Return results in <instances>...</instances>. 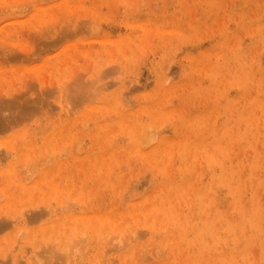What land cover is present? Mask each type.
I'll list each match as a JSON object with an SVG mask.
<instances>
[{"label":"rangeland","instance_id":"rangeland-1","mask_svg":"<svg viewBox=\"0 0 264 264\" xmlns=\"http://www.w3.org/2000/svg\"><path fill=\"white\" fill-rule=\"evenodd\" d=\"M18 5H21V6H18ZM39 5H42V6H39ZM26 6H27V9H26ZM13 7L15 9L22 7L21 8L22 10L18 9L17 11ZM23 8L25 9L23 10ZM0 11H1L0 12V109H1L0 110V173H1L0 193L4 194V195L0 194V206H2V209H4V211H1L2 209H0V212L1 213L3 212V216H1L0 220H5L6 218L7 220L9 219L10 221L12 220L14 222L15 220H17L15 223L13 222L14 224L12 223L13 224L12 226L9 225L7 226V228H4V229L2 228L4 231L0 230V243L1 242H2L1 244L4 243L2 247L0 245V252L2 251L0 253V264H12L11 262L15 261L13 258V260H11L10 262V259H12L14 255V254L12 255L11 253L12 252L14 253V250L16 251V249L17 251L21 250L22 246L20 245L25 242L23 239L29 240L27 238H31L30 236L31 230H35L37 233V235H35L32 238L34 240L33 241L34 245L36 244L37 240L42 241V243L38 241L37 244H42V245L40 246L37 245V246H39L41 250L44 247L43 251H45L43 252L39 250L38 247L37 248L32 247L33 243L31 247L30 246L26 247L28 246L27 245L28 243L31 244V242L29 241L25 242L26 245L25 243L22 244V245H25V247H23L21 250V251H24V253L26 252L25 256L27 254H30L34 250V257L37 260L34 259L33 255L31 256L27 255V257H30V259L32 257L31 260L29 259L28 260H29V263L32 260H34V262H31L33 264H38V262L39 264H41V261H42L41 259L45 260L47 258L50 260L47 259L48 261L47 260H45L44 262L42 261L43 264H46V263L54 264L53 262L54 259H56L54 260L56 261L55 262L56 264H63V263L72 264L73 262L71 261H75L73 264H92L94 260H96L95 264H106V262L108 264L109 261H111L110 259H112L113 261V259L115 258H116L114 260L115 264L116 263L122 264L123 262L121 261H122L123 256H125L123 258L125 259L124 263L127 262L125 264H128V263L129 264H135V263L136 264L137 263L138 264L140 263L148 264V263H151L152 261H153L152 264H160V261L162 260L164 261L161 262V264H167V263L168 264H180L181 262H183V264H199V263L200 264H219V263H222L221 258L223 256H221V254H225V261L222 264H236L235 261L237 262V264H254V262L257 261L256 259L260 260V264H264V246H263L264 227L262 225V223H264L263 221L264 220V211H263L264 206H262L264 205L263 203L264 199H261V198H264L263 196L264 194L263 193L264 192V181H263L264 180V99H263L264 98V90H263L264 89V0H0ZM16 12H19V13H16ZM1 13H3V15ZM11 14H14V15H11ZM16 14H19V15H16ZM40 14L44 15V17H42L41 19L39 18ZM75 16L78 19L75 18ZM11 18L13 19L17 18L18 20L17 19L11 20ZM64 18L67 19L68 21L65 20ZM83 18L85 19L83 20ZM79 19L80 21H78ZM62 20L63 21L65 20L64 21L65 23ZM92 21L95 23H93ZM126 22L129 23L127 24V26H126ZM3 23L5 26L3 25ZM131 23H133V25ZM94 25H96V27ZM91 26L92 27L94 26V27L92 28ZM159 27L164 28L162 36H160L161 34L159 33ZM2 28H4L3 32L1 31ZM154 28L155 30H153ZM91 31H93L94 33ZM104 35L107 36L109 40L111 39V37L113 38L111 41H109V40H106L107 38H105ZM96 38L97 39L100 38L99 41ZM123 40L126 45L124 46L122 50L120 49L117 43ZM237 42L241 43L240 46H239V43ZM236 43L238 46L236 45ZM235 46H236V49H235ZM221 51H222V57L219 56L220 57L219 58L218 55L221 54L220 53ZM216 52L217 53L219 52L218 55ZM213 56L214 57L216 56L218 58L217 59L213 58ZM240 58H242V60ZM128 59L130 61H128ZM211 62L213 63V65ZM120 66L122 69L120 68ZM164 66H165V69H164ZM162 67L163 69H161ZM216 68L217 70L216 72H214L213 70ZM218 69L220 70L218 71ZM86 71L87 72L89 71V72L86 74ZM201 72H202V75H201ZM211 75H214V76H211ZM82 76L84 79L86 77V79L83 80ZM90 76L91 78L94 76L96 78L95 80L89 79L90 82H87L88 81L87 78H89ZM62 78L64 80H60ZM165 78L167 81H165ZM96 81L97 83H94ZM82 82L86 84L84 85ZM91 83H92V86L90 85ZM137 83L139 85L141 84L140 87L143 85V88L140 89L137 86L138 85ZM144 84H146L147 86H144ZM160 84H163L162 86L164 89L162 88L163 90L159 91L158 88ZM89 85L91 88L89 87ZM97 85L100 88L103 87L102 89H105L106 91L105 94L102 89L97 88ZM95 87L97 88L96 91H95ZM56 88L58 89L60 88V89L58 90ZM182 88L183 90H185V88L187 89L183 91ZM222 88L224 91L221 92ZM89 89H92L91 92L92 91L93 92L91 93ZM227 89H229L230 92H228L229 90ZM84 90H86V92L89 94L86 93L82 95V93H85L83 92ZM100 90L103 91L102 98H101L102 94L100 93ZM97 91L99 92V94ZM65 92L68 93V95L71 97L69 98V96ZM254 92H256L257 94L254 95ZM117 93L121 95L122 97L121 102L123 103H120V102L118 103L119 101L118 99L120 98V95L117 96ZM167 93L169 95H167ZM159 94H160V99H159L160 107L159 108L165 109L167 111L171 110L173 111V113L171 114V111H170L169 112L170 114L168 113V115H165L159 119H153L152 115L155 111H152V109H154V106L156 103V102L153 103L154 96L155 97L157 95L159 96ZM66 95L68 96V99ZM189 95L191 96L190 101H189V98L188 99L186 98V97H189ZM63 96H65L66 98ZM183 96L184 97L186 96L185 97L186 99ZM208 96L210 98L207 99ZM62 97L64 98V100ZM84 97L86 98V100H88L87 102L84 101ZM89 97L91 98V100L88 99ZM95 97H96V100L94 99ZM140 97L141 98L143 97L142 98L143 100ZM166 97L168 100L167 102H166ZM8 101L11 102L12 104L9 103L10 104L9 105ZM139 101H143V102L139 103ZM5 102L7 103L5 104ZM66 103L69 104L67 106L71 107L70 111L67 106L65 107ZM86 103L88 104L86 105ZM124 103H126V106L128 104V107L123 106L125 105ZM57 104L60 108L57 106ZM90 104H94V105H90ZM118 104L121 106L120 108ZM211 104H212V107L210 106ZM77 105H79V107ZM130 105L132 107H130ZM73 107H75V109ZM214 109L217 111H215ZM221 109L223 111L220 112ZM62 110H64L65 112ZM140 111L144 112L143 116H142V112ZM145 111H146V114H145ZM202 111H205V113L204 112H203L204 114L201 113ZM69 112L72 113L73 115H70ZM181 112L183 115L181 114ZM183 112H185V114ZM218 112L220 113L218 114ZM62 114H63L62 116L63 119L61 118ZM83 114H86V115L83 116ZM121 114H124V117H125V120L123 121L121 120ZM93 115H96V117ZM100 115H102L101 118L99 117ZM108 115L111 118H109ZM92 116L94 119L93 118L91 119ZM169 117H172V118H169ZM193 117H196V118L192 120ZM164 119L167 121V123L166 121H164ZM90 120L91 121L93 120V122H91ZM128 120H129V123H128L129 125L126 123ZM138 120L140 122H138ZM143 120H144V123H147V124H144ZM260 120L262 121V123ZM89 121L92 123L91 126L89 125L90 124ZM67 122H70L69 127L66 125L65 126L63 125V127L65 128L68 127L69 132L71 131L69 136H72V134L75 135V137H70L68 140L71 143H73V141H77L76 142L77 144L75 142L73 143V144H76V150L70 153L71 149L73 148L72 147L73 144L71 145L68 142V140L66 141L62 140L61 142L55 140L53 141L54 142L53 145H57L56 143L60 142L58 146L54 148L51 147V150L46 149L44 151H41V146L44 143L45 138L48 135H50V133H52L54 126L62 125ZM99 123H102L103 126L98 127ZM189 123H190V126H188ZM241 123L243 127L241 126ZM118 126H120L119 129H118ZM145 126H146V129H145ZM160 127L162 128L160 129ZM202 127L206 131L205 134H200V133L195 132V131L200 130ZM215 127L217 131L216 132L217 135L209 131V129L215 128ZM143 128L145 130L148 129L147 132H149V134H147V132H145ZM149 128H151V130ZM82 129L85 132L87 131V133L85 134V132H83ZM88 129H90V131ZM138 129L139 130L141 129L140 131L144 130L146 134L145 133L142 134L143 131L141 133L138 132L139 131ZM116 130H120L122 133L120 131L117 132ZM78 131L83 132V134ZM93 133H97L95 140L92 138ZM126 133H128L129 136ZM138 133L141 137H139V135H136ZM78 134H79V137H77ZM184 135L187 137H185ZM202 135H204V137ZM80 136L81 137L83 136L82 138L84 139H82ZM111 137L113 138L111 139ZM136 137L137 139L139 138L140 140L139 139L137 140ZM148 137L149 138L151 137L150 140ZM33 138H36V140ZM107 138L109 139V141H107L108 140ZM146 138H148V140H146ZM187 138H189V140ZM198 138H201V140H203L204 143H207L208 148L206 149L208 151L202 148L201 151L198 152L200 150L199 148H192V150H190V153L192 152V158L190 155V159H188L189 158L188 156L190 153H187L185 142L187 140L194 142L195 140L197 141ZM217 138L219 139V141H217L218 143L215 142ZM113 139H115V141L117 140V142L115 143L114 141L112 142ZM174 139H177V140L174 141ZM10 140H13V142L15 143L19 141L20 143H18V145L11 146L8 144V141ZM141 141L143 142V144L141 143ZM221 141L224 143H222ZM253 141L255 142V145ZM28 142L33 143L34 149L30 155L27 154V155L22 156L23 148L25 144ZM66 142H68L71 148ZM110 142L112 143L110 144ZM236 142L239 143L237 144L238 147L237 145H235ZM145 143L147 145H145ZM178 143L180 144V146H182L183 149L181 150L179 149L181 147L178 146L179 145ZM140 144H142V146ZM163 144L165 145L164 147H163ZM59 145H61V148L59 147ZM105 145L106 147H104ZM173 145L176 148H174ZM87 146H89L88 150H87ZM107 146H111V147L108 148ZM11 147L13 150H11ZM101 147H104V148H101ZM129 147H133L131 151H128ZM153 147L155 148L153 149ZM16 148L17 150H15ZM62 149H65L64 152L62 151ZM247 149L248 150L250 149V150L248 151ZM36 150L38 151V153L36 152ZM176 150L177 152H175ZM203 150L205 151L203 152ZM240 150H243V151L240 152ZM9 151H13L14 153L9 152ZM39 151L45 152V153H42L41 155ZM117 151L120 152L119 155ZM33 152H35V154ZM46 152H48L47 157H46ZM56 152L58 153L60 152L59 156H58V153L56 155ZM81 152L83 153L82 156H81ZM98 152H100L102 155L100 159L97 160L96 154ZM167 152H169L168 155H166ZM216 152L218 153L216 154ZM235 152L236 154H234ZM9 153L15 154L16 156L10 155ZM73 153L76 156L72 155ZM176 153H179V154H176ZM213 153L217 156H215ZM7 154H9V156H7ZM38 154L41 155V159ZM150 154H152L153 156ZM239 154L240 155L242 154L241 158ZM10 156L12 157L15 156V158L14 159L12 157L10 158ZM261 156H263V158ZM33 157H34V160H32ZM48 157H51V158H48ZM198 157L200 160L198 159ZM175 158L176 160L174 161ZM126 159L127 161H125ZM197 159L200 162H198ZM26 160H28L29 162ZM92 160H94L93 161L94 164L91 163ZM151 160H153L155 163ZM30 161L32 162V164ZM48 161H51V162H48ZM63 161L65 162V164ZM123 161H125V163ZM128 161H130V163L126 164ZM150 161L153 163H151ZM163 161L166 163L163 164ZM201 161L204 164L201 163ZM11 162L15 163V164L12 163L14 166L11 164ZM21 162H24L25 166L28 163L31 164L32 166L27 165L29 167L27 166L25 167L23 165L24 163H21ZM57 162H61L63 166V173H62L63 178L62 176L59 178L58 180L59 184L61 185L62 188H65V191L67 189L70 190V187L72 186L75 190L73 194H71L72 192L71 190L70 191L67 190L66 193L64 192L62 198L63 197L65 198L66 196L65 199L68 198L66 200L67 202L64 200V198L63 200L62 198L57 199L56 196H54V194L45 195V192L48 190V184L45 181L44 182L42 181V183L40 184L39 190L35 191L37 200L36 199L32 200L30 198L29 199L23 198V195L25 194V190H24L25 186L32 185L33 182L36 180V178L41 174L42 170L54 169ZM175 162H176V165H174ZM86 163H89V164H86ZM116 163H118L117 166H116ZM191 163L192 165L189 166V164ZM20 164L22 167L20 166ZM39 164L41 167L39 166ZM214 164L216 165L215 168H214ZM10 165L11 167H9ZM16 165H17L16 169H13ZM182 165H184V167ZM201 166H203L204 168ZM227 166H229V168ZM182 167L183 169L185 168L186 171L185 169L184 171L181 170ZM196 167H199L197 168L199 170L196 171ZM25 168L27 170L30 169L27 171L28 173L26 172V170H25L26 173H22V170L24 171ZM90 168H91L90 170L91 173L89 172ZM98 168L100 170H98ZM156 168L160 169L161 171L159 170L157 172L158 169ZM200 168H202V170ZM17 169L19 170L16 171ZM113 169L116 170L117 172H115ZM122 169H125L124 172H122L123 171ZM204 169H206L205 173L203 171ZM118 170L120 171V173H118L119 172ZM172 170H173V173H171ZM193 170H195L196 172ZM29 171H31L33 175L32 174L30 175ZM33 171L34 173L36 171L38 173L36 172L34 175ZM174 171H176V173H174ZM225 171H227L228 175L227 173H225ZM111 172L113 174H111ZM3 173H5L7 176ZM16 173L18 175L17 177H16ZM18 173H20V175L22 173V175L20 176ZM150 173H152L153 175ZM23 174H25L26 176ZM63 174H66V175H63ZM167 174L169 175L168 178H167L168 176ZM172 174L173 175L175 174L176 176L174 175L172 178L171 177ZM27 175L30 177H28ZM125 175H127V178L125 177ZM192 175H193V178H192ZM234 175L236 178H234ZM252 175L254 177H252ZM259 175H261L262 177H260ZM1 176L3 177V180ZM103 176L106 177V179H104ZM110 176L114 178H111ZM117 176L119 178H117ZM152 176H154L153 179H151ZM181 176L183 177L181 178ZM73 177L75 179H73ZM242 177L243 179H241ZM248 177L250 180L248 179ZM255 177L257 179H255ZM22 178H24V181L26 180L27 182L26 181L20 182L23 180ZM29 178H31V180ZM116 178L118 179V181L115 182ZM179 178L180 180H178ZM190 178L194 179V181H192V179L190 180ZM252 178L255 180H253ZM60 180L62 181L61 183H60ZM241 180L244 182H242ZM13 181L16 184L12 183ZM169 182L170 184H168ZM185 182H187V184ZM166 183L168 184L167 185L168 187L166 186ZM193 183L194 184L198 183L197 184L198 188L195 185H193ZM200 183L202 184L201 187L198 186ZM12 184H15V185H12ZM43 184H45V186ZM79 184L82 185V187L79 186ZM158 184H160V189L158 187ZM164 184L167 188L164 187ZM184 184L187 187H185ZM207 184L209 185L208 187H207ZM121 185H123L122 188H121ZM218 185H219V189L221 188L219 191L217 187ZM239 185L241 186V188ZM172 186L173 188H171V190L175 194L173 193L171 198H167L165 196L166 199L169 200V202L166 205L165 199L163 198V196L164 194L168 195L169 187H172ZM214 186L217 188H215ZM224 186H227L226 187L227 190L224 189L225 188ZM260 186H263V187H260ZM118 188H120V190H118ZM156 188H158L159 192L165 188L166 189L163 190L164 192L159 193ZM222 188L224 189L223 191H222ZM9 189L11 190V192ZM82 189L85 190V193H87L86 195L84 191H82L84 194L81 192ZM20 190H21L20 193L17 192ZM193 190H196L197 192H194ZM7 191L11 194H8ZM5 192H7V194ZM76 192H78V194ZM156 192L159 193L160 195L157 194ZM187 192H189V194H186ZM212 192L213 193L215 192L214 194H212L213 197L210 195ZM240 192L244 195H241ZM40 193L44 195H41ZM208 193L210 196L208 195ZM228 193L229 194L232 193V195L229 196V198L227 197L229 195ZM13 194L16 196V199H18L16 200L18 203L15 202L16 204L11 207L7 204V198L9 195H13ZM81 194L85 195L83 199L82 197L80 199V196H83ZM87 195L88 196L90 195L87 198L89 200L86 199ZM157 195L159 196L158 197L159 200L157 198ZM184 195L185 196L187 195L188 197L193 195L194 199H193V196L190 198L187 197L188 200L193 199L191 201H188ZM242 196L243 197L245 196L244 197L245 199H242L243 198ZM73 197L78 198V199H75ZM41 198L43 202L41 201ZM172 198L176 200L175 202H177L178 204L173 203ZM222 198H223V201H222ZM255 198L257 201H255ZM224 199H225V202H224ZM259 199L261 200L259 201ZM45 200H46L45 204L47 203L46 206L42 204L44 203ZM48 200L49 202L50 201L51 202L50 203L47 202ZM71 200L73 201V203L71 202ZM154 200L156 201L158 200L157 203L159 202V204H157ZM35 201L36 202L40 201L39 203L41 204L39 205L38 203H34ZM63 201H65L64 204H63ZM75 201L76 203H74ZM77 201H81V202L86 201V203H90V202L91 203L88 204L89 206H86L87 204L80 205L83 203L77 202ZM244 201H247L248 203L246 202L243 203ZM19 202L21 204H19ZM28 202L33 203V205ZM53 202H56V204H61V205L57 206ZM154 202L159 206L162 204V206L157 207V205H154ZM194 202H197L198 204L197 203L194 204ZM209 202H213V204L212 203L208 204ZM48 203L50 206L48 205ZM77 203H80L79 205L84 206V207L79 208V205ZM138 203H141V204H138ZM151 203L153 204L152 206L153 208L151 207L152 205ZM256 203H257V207H255ZM29 204H30V207H28ZM65 204L66 206H62ZM68 204L70 206L72 204L74 205L77 204V205L76 206L72 205L71 206L73 208L72 209L70 208V206L67 207ZM113 204H119V205L115 206ZM193 204L196 206H193ZM244 204L245 205L249 204L248 208L246 206L247 211L245 210ZM31 205L35 206L34 209L32 208ZM38 205L39 206L43 205V206L38 207ZM54 205L56 206L52 208V206ZM181 205H183L185 208L182 209L183 206L181 207ZM191 205L193 206V208L191 207ZM22 206L25 209H23ZM99 206H100V210H98ZM19 207L22 210H19L20 209ZM43 207L45 209H48L49 207L50 210H46V213L49 211L50 215L49 214L43 215V213H45V209L44 211H42ZM87 207H91L90 208L91 212L89 211V209H86V210L84 209ZM92 207L94 208L93 210L95 211L92 210ZM148 207L151 208L153 212L155 210L154 213L156 214L152 213L151 209L149 212ZM31 208L34 211L31 210ZM56 208H57V211H56ZM61 208H62L61 210L62 214L59 213L60 212L59 210ZM190 208L193 210H191ZM210 208L211 210L212 209L213 210L211 211ZM35 209H38V210H35ZM227 209L229 211L228 213H231V215L227 214V211H226ZM30 210L33 212L35 211L38 212L40 210L42 212V214H40L42 218H39L41 217L39 215H38L39 217L35 218L33 214H31ZM117 210L120 211L121 213L118 212ZM130 210L134 211L135 214L134 213L131 214ZM167 210H169V212ZM232 210L234 213L232 212ZM10 211H12L11 214L12 213L14 214L10 215L9 213ZM22 211H25L26 219L28 218L29 220L30 219L29 217H31V220L28 221L25 219L27 221L26 222L23 219L25 218V215H22L23 214ZM68 211H70V213ZM141 211H142V214L144 215L140 213ZM144 211H147V212H144ZM159 211L161 213L162 212L163 213L165 212V213L161 215V213L158 214ZM181 211H183L182 215L180 214ZM189 211H193L190 213L191 215L189 214ZM241 211L243 215H240ZM81 212L82 213L83 212L94 213L93 214L94 216L95 215L99 216L100 214L112 212L113 214H115V217L117 218V220H119L118 222H116L118 226L117 228H113L109 224L110 226L108 227H109V230L111 229L110 231H112V234L108 232L106 236L104 232L107 230L104 231L103 229L105 225L104 221L106 222L105 219L104 220L100 219L101 221H99V225H98V221L95 222L99 227L97 225H94V228H92V227H89L87 224H82L84 226H87L85 227L86 230H88L87 232H85L86 230L85 228H83L82 225H80V227L77 228V225L75 223L70 221L68 222V225H67L66 223H63L64 221L60 219V218L65 217L64 219L66 221L67 220L66 216H70L72 214H79ZM244 212H246L247 214H244ZM15 213L18 214L17 219H16L17 216H13V215H16ZM148 213H152L153 216L152 214L149 216ZM210 213H211V216L208 217L207 215H210ZM225 213L226 215H224ZM52 214L54 217L52 216ZM157 214L160 217H158ZM257 214L259 215V217L257 216ZM126 215H127V218H126ZM228 215L230 216L227 217ZM260 215L262 216V218ZM7 216H10V217L8 218ZM47 216H50V217H47ZM224 216L226 217V220ZM236 216L239 218V220L242 218L241 221H237V220L235 221V219L237 218ZM138 217L141 218L143 221L141 219L139 220ZM161 217L163 219H161ZM34 218L35 220H37V223L36 221L32 220ZM229 218L230 219L232 218V219L230 220ZM57 219L61 220V223L57 229L53 228L55 230H53V233L51 231L50 234L52 235L49 234L50 235L49 237V235L43 234L44 233L42 229L43 226H50L52 224V221H55ZM97 219L99 220V218ZM128 219H130V221ZM155 219L157 220L160 219L162 222L161 221L159 222L157 220L156 222ZM166 220H168V224ZM123 221L124 222L126 221V223H124ZM164 221L166 222V224L164 223ZM259 221L260 223H258ZM131 222L133 226H131L132 225ZM158 222L160 223L158 227L159 230L161 229L160 231L157 228L155 229H157L158 231L153 228L155 227V223L157 224ZM18 223L20 224L19 227L21 226L22 227L17 230V226L19 225ZM25 223L26 224L28 223V224L26 225ZM122 224L124 225L126 224V225L122 226ZM137 224L141 226H138ZM145 224H148V225H146L145 227ZM24 225L26 226L24 227ZM72 225L74 226V228ZM150 225H151V230H154L155 233L154 231L153 232L151 231L150 233L148 232L149 230L147 229L148 227H150ZM163 225L165 229L167 228L166 230L163 229L164 228ZM167 225L168 227H166ZM217 225L219 227H217ZM27 226L28 228L26 229ZM130 226L133 228L129 229ZM134 226H136L137 228ZM233 226L234 228L232 229ZM245 226H246V229H244ZM23 227L25 229H23ZM237 227H239V230L237 229ZM126 228L129 229L131 232L129 231V233H127ZM144 228H146V230H144ZM204 228L213 230L215 235L214 233L211 234L207 232L206 235H203L204 238L200 239V235H201L200 232L202 233V230ZM79 229L80 230L83 229L82 231L84 233L82 231L81 233H83L84 237H82L81 236L82 234L79 233L80 232ZM94 229L95 231L97 230V233H95ZM175 229H177L176 232H175ZM71 230H75V231H72L73 234L75 233L74 235L70 233ZM115 230L116 232L118 231L119 234L118 232L116 233ZM139 230H140L139 233L144 231L143 233H141L142 235H140L139 233L137 235V232ZM226 230H228V233H230L228 234L227 238H226L227 236ZM113 231L115 233L116 238L113 235L114 234ZM40 232L42 233V235ZM54 232H56L55 234L57 235H55ZM147 232L149 234H147L146 236ZM17 233L19 234L21 233V236ZM69 233H70V236L72 235L73 239L74 237L76 239L72 240L70 236H67L69 235ZM99 233H100V236L103 235L102 238H100ZM153 233H154V236L152 237L151 234ZM247 233L248 235H246ZM22 234H26V235H23V237L25 236L24 238L22 237ZM79 234L81 235L79 236ZM85 234L87 237L89 234V237H88L89 239H91L92 237L94 238L99 237V240L97 238L96 239L92 238L94 239V241H92L93 244L95 243V245L93 246L91 241L86 238ZM237 234H239V236H237ZM130 235H132V237ZM135 235H137L136 237L138 239H136ZM155 235L157 236V239ZM164 235L167 237H165ZM16 236L18 237L20 236L22 239L18 240V237ZM64 236L67 239L70 238V240L66 239L67 242L66 240L64 241L66 242L67 245L62 241L64 240L63 238H65ZM138 236H142V237H138ZM143 236L147 238V240H144L145 238ZM215 236H217V238ZM247 236H249L250 238L249 237L247 238ZM256 236H258V238ZM2 237H5L6 242L2 241ZM38 237L39 238L42 237V238L39 239ZM79 237H82V238H79ZM126 237H127V240H126ZM163 237L165 239V242H163L164 240ZM239 237H242L243 239H240ZM14 238H16V240H18L19 242H22L23 240V242L20 243L19 245V243H17L18 241H16ZM46 238L48 240H50L49 238H52L53 242H51V240L48 241ZM256 238L258 240L257 242H256ZM45 239L48 242H46ZM55 240L57 241L56 242L57 244L59 243L60 247L54 246V244L56 245ZM88 240L90 242H88ZM95 240L96 241L98 240L97 241L98 244L95 242ZM129 240L131 242L134 241V243H131ZM137 240L139 241L143 240V243L142 241H140V244H139L138 243L139 241ZM77 241L79 243H77ZM99 241L100 243L102 241L104 242V243H101L100 247L101 246L105 247L107 245L106 247L108 249H106V247L105 249H103L104 247L99 248ZM108 241H110V243ZM144 241H147V242L144 243ZM239 241L241 242V244H239ZM61 242L64 243V246L63 244H61ZM122 242H125L126 244ZM9 243L11 244V246L13 244L12 246L13 251L12 250L10 251L11 248L10 249L7 248L8 245L10 246ZM44 243L46 244L48 243L47 246H45L46 244ZM68 243H71V244L68 245ZM120 243H121V247L126 248L125 250H123L124 248H120L121 249L120 251V249L118 248L120 247V245H118ZM16 244H18V246ZM49 244L52 246V248L49 247ZM108 244H110V248ZM133 244L134 246L136 244L135 246L136 248L133 246ZM143 244L146 245L147 247L143 246ZM72 245L73 246L75 245L76 248L73 247ZM84 245L86 248L84 247ZM116 245H118L116 247L117 249H115L114 247ZM15 246L17 247L20 246L21 247V248L19 247L20 250L16 248ZM81 246H82V251L79 250L81 249ZM111 246L114 247V250H116L115 252L114 250H112L113 247ZM137 246L139 249L137 250V252L139 253L137 252L134 253V251H136L137 249ZM236 246H238L237 247L238 249H236ZM87 247H90V249L88 248L89 251H87ZM92 247L94 248L92 249ZM144 247L145 249H143ZM4 248L6 249L5 250L6 252L9 249L8 252L10 253L8 254H11L10 255L11 258H7L9 256L8 254H7V257L6 256L3 257V255H1L4 253L3 252ZM28 248H30V253L28 252L29 250ZM61 248H63L64 250L63 249L61 250ZM140 248H142L145 251H143L142 249L140 251ZM37 249L39 250L38 252H36ZM57 249L58 250L60 249L61 252L60 251L53 252L54 250H57ZM75 249L76 251H73L74 252L73 253L71 250H75ZM109 249L112 250V254L115 253V255H113V258H111L112 257L111 252H110L111 250ZM83 250H85L86 252ZM103 250H105L106 252V253L103 252L104 256L101 253V251ZM253 250L256 252H254ZM17 251L15 252L16 256L14 255L16 257L15 258L16 264H24L25 262L28 264L27 259H26L27 257L23 258V255H18L21 251L18 254H17ZM46 251L49 253V255L51 252V255H50L51 257L53 255L52 261H51V257L48 256V253ZM67 251H71L70 252L71 254ZM125 251L126 252L130 251L129 252L130 255L128 254V252L127 254L131 256V259L125 253ZM154 251L158 255V257H156V254H154ZM42 253L43 254L47 253L45 254L47 255V258ZM61 253L63 256L61 255ZM81 253L82 254L84 253L83 254L84 256ZM116 253L119 255V257ZM132 253L136 255L138 254L140 256H138L137 258L135 257L136 256L135 255L133 258ZM67 254L70 256L72 255L73 258L75 255L76 258L73 259L71 257L70 259V256L67 257ZM88 254H90L91 257L90 255L88 256ZM153 254L155 255L156 258L150 257L151 255L153 256ZM37 255L41 257H38ZM143 255H145L146 258ZM177 255L180 257H177ZM227 255L229 256L227 257ZM236 255L239 257V259L236 257ZM147 256H149L152 259H149ZM255 256H257L258 258L256 257L254 261ZM62 257L63 258L65 257V260L67 261L62 259ZM108 257L110 258L108 259ZM170 257H172V259L168 260V258ZM18 258L19 260L17 261ZM66 258H68L69 260ZM117 258H118V261L120 260V262H116ZM100 259H103V260L105 259L106 261L104 260L105 262H102L100 261ZM146 259L148 260L147 262L145 261ZM89 260H91L92 263H90L91 261ZM132 260H133V263H132ZM140 260L141 261L143 260L145 263L143 261L139 263ZM60 261H63V262H60ZM111 262L109 264H111ZM258 262L259 261H257V263Z\"/></svg>","mask_w":264,"mask_h":264},{"label":"bare ground","instance_id":"bare-ground-1","mask_svg":"<svg viewBox=\"0 0 264 264\" xmlns=\"http://www.w3.org/2000/svg\"><path fill=\"white\" fill-rule=\"evenodd\" d=\"M70 3H71V2H70ZM6 5H7V4H6ZM21 5H23V4H21ZM21 5H18V6H21ZM64 5H65V4H64ZM7 6H8V5H7ZM14 6H15V5H14ZM24 6H25V5H24ZM24 6H23V7H24ZM39 6H42V5H39ZM39 6H38V7H39ZM216 6H217V4H216ZM36 7H37V5H36ZM5 8H6V7H5ZM5 8H4V9H5ZM13 8H14V7H13ZM16 8H17V7H16ZM21 8H22V7H21ZM21 8H17V9L14 8V9L18 11V9L20 10ZM72 8H73V7H72ZM10 9H12V8H10ZM24 9H25V8H23V10H24ZM26 9H27V6H26ZM6 10H7V9H6ZM21 10H22V9H21ZM40 10H41V9H40ZM48 10H49V9H48ZM98 10H99V9H98ZM3 11H4V10H3ZM3 11H2V12H3ZM8 11H9V10H8ZM35 11H37V10H35ZM45 11H46V10H45ZM0 12H1V11H0ZM11 12H12V11H11ZM11 12H10V13H11ZM20 12H21V11H20ZM5 13H6V12H5ZM16 13H19V12H16ZM1 14L3 15V13H1ZM11 15H14V14H11ZM16 15H19V14H16ZM55 15H56V14H55ZM10 17H11V16H10ZM15 17H16V16H15ZM17 17H18V16H17ZM20 17H21V16H20ZM20 17H19V18H20ZM42 17H44V15L40 14V15H39V18L41 19ZM53 17H54V16H53ZM29 18H31V17H29ZM69 18H71V17H69ZM72 18H73V16H72ZM75 18H77V17L75 16ZM75 18H74V19H75ZM12 19H13V18H11V20H12ZM16 19H17V18H14L13 20H16ZM21 19H22V18H21ZM64 19H65V18H64ZM77 19H78V18H77ZM80 19H82V18H80ZM80 19H79L78 21H80ZM84 19H85V18H83V20H84ZM7 20H9V19H7ZM11 20H9V21H11ZM17 20H18V19H17ZM22 20H23V19H22ZM65 20H67V19H65ZM65 20H64V21H65ZM88 20H89V18H88ZM3 21H5V20H3ZM62 21H63V20H62ZM64 21H63V22H64ZM67 21H68V20H67ZM67 21H66V22H67ZM71 21H72V20H71ZM6 22H8V21H6ZM23 22H25V21H23ZM69 22H70V21H69ZM90 22H91V21H90ZM92 22H93V21H92ZM99 22H100V21H99ZM99 22H98V23H99ZM102 22H103V21H102ZM132 22H133V21H132ZM64 23H65V22H64ZM93 23H95V22H93ZM129 23H130V21H129ZM129 23L126 22V26H127V24H129ZM1 24H2V23H1ZM6 24H7V23H6ZM12 24H13V23H12ZM124 24H125V23H124ZM131 24L133 25V23H131ZM131 24H130V26H131ZM137 24H138V23H137ZM3 25H4V23H3ZM9 25H10V24H9ZM100 25H101V24H100ZM212 25H213V24H212ZM4 26H5V25H4ZM94 26L96 27V25H94ZM94 26H93V27H94ZM124 26H125V25H124ZM148 26H150V25H148ZM224 26H225V25H224ZM13 27H14V26H13ZM13 27H12V28H13ZM91 27H92V26H91ZM93 27H92V28H93ZM10 28H11V27H10ZM174 28H175V27H174ZM126 29H127V28H126ZM126 29H125V30H126ZM91 30H92V29H91ZM125 30H124V31H125ZM139 30H140V29H139ZM153 30H155V28H154ZM156 30H157V29H156ZM175 30H176V29H175ZM223 30H224V29H223ZM1 31L3 32V31H4V28H2ZM163 31H164V28H163V27H159V33L161 34L160 36H162ZM91 32H93V31H91ZM126 32H128V31H126ZM93 33H94V32H93ZM135 33H136V32H135ZM149 33H150V32H149ZM8 35H9V34H8ZM124 35H125V33H124ZM124 35H123V36H124ZM149 35H150V34H149ZM225 35H226V34H225ZM229 35H230V34H229ZM5 36H6V35H5ZM111 36H112V35H111ZM117 36H118V35H117ZM119 36H120V35H119ZM238 36H239V35H238ZM104 37L107 38V36H105V35H104ZM108 37H109V36H108ZM260 37H261V36H260ZM97 38H98V37H97ZM97 38H96V39H97ZM100 38H101V37H100ZM100 38H99V39H100ZM105 38H104V40H105ZM112 38H113V37H111L110 40H109V38H107L106 40L111 41ZM137 38H138V37H137ZM99 39H97V40L99 41ZM113 40H114V39H113ZM100 41H102V40H100ZM240 42H241V41H240ZM240 42H237V43H239V46H240V44H241ZM228 43H229V42H228ZM237 43H236V45H237ZM117 44L119 45L120 49H122V50H123L124 46L126 45L125 42H124V40H123V41H119ZM230 44H231V42H230ZM234 44H235V43H234ZM134 45H135V44H134ZM143 46H144V45H143ZM237 46H238V45H237ZM241 46H242V45H241ZM230 47H231V46H230ZM233 48H234V46H233ZM224 49H225V48H224ZM226 49H227V48H226ZM235 49H236V46H235ZM220 50H221V49H220ZM228 50H229V49H228ZM228 50H227V51H228ZM217 51H218V50H217ZM216 53H217V52H216ZM218 53H219V52H218ZM218 53H217V55H218ZM220 53H221V54L218 55V57H219V56L222 57V51H221ZM240 53H241V51H240ZM224 54H225V53H224ZM85 55H86V54H85ZM207 55H208V54H207ZM225 56H226V55H225ZM218 57H216V56L214 57V56H213V58H216V59H217ZM197 58H198V57H197ZM203 58H204V57H203ZM213 58H212V59H213ZM219 58H220V57H219ZM132 59H133V58H132ZM134 59H135V57H134ZM240 59L242 60V58H240ZM128 61H130V60L128 59ZM214 61H215V60H214ZM214 61H213V63H214ZM223 61H224V60H223ZM232 61H233V60H232ZM242 62H243V61H242ZM242 62H240V63H242ZM128 63H129V62H128ZM211 63H212V62H211ZM213 63H212V65H213ZM100 64H102V63H100ZM195 64H196V63H195ZM201 64H202V62H201ZM230 64H231V63H230ZM233 65H234V63H233ZM160 66H161V65H160ZM162 66H163V65H162ZM202 66H203V65H202ZM202 66H201V67H202ZM204 66H205V65H204ZM195 67H196V66H195ZM199 67H200V66H199ZM233 67H234V66H233ZM97 68H98V67H97ZM120 68H121V66H120ZM204 68H205V67H204ZM231 68H232V67H231ZM239 68H240V67H239ZM121 69H122V68H121ZM161 69H163V67H162ZM164 69H165V66H164ZM208 69H209V68H208ZM155 70H156V69H155ZM206 70H207V69H206ZM216 70H217V68L214 69L213 71L216 72ZM219 70H220V69H218V71H219ZM161 71H162V70H161ZM208 71H210V70H208ZM88 72H89V71H88ZM88 72L86 71V74H87ZM241 72H242V71H241ZM86 74H85V75H86ZM187 74H188V73H187ZM198 74H199V73H198ZM156 75H157V74H156ZM201 75H202V72H201ZM214 75H215V74H214ZM214 75H211V76H214ZM167 76H168V75H167ZM192 76H193V75H192ZM203 76H204V75H203ZM218 76H219V75H218ZM227 76H228V75H227ZM64 77H65V76H64ZM165 77H166V76H165ZM225 77H226V76H225ZM82 78H83V76H82ZM92 78H94V79H92ZM92 78H91V76H90L89 78H87V80H88L87 82H90L89 79H91V80H95L96 77L94 76V77H92ZM200 78H201V77H200ZM85 79H86V77H85ZM85 79L83 78V80H85ZM155 79H156V78H155ZM60 80H64V79L62 78V79H60ZM79 80H80V79H79ZM168 80H169V79H168ZM199 80H200V79H199ZM165 81H167L166 78H165ZM165 81H164V82H165ZM79 82H80V81H79ZM259 82H260V81H259ZM82 83H83L84 85L86 84V83H84V82H82ZM94 83H97V81L94 82ZM227 83H228V82H227ZM79 84H81V83H79ZM87 84H88V83H87ZM137 84H138V83H137ZM137 84H136V85H137ZM212 84H213V83H212ZM84 85H83V87H84ZM90 85L92 86V83H91ZM90 85H89V87H90ZM140 85H141V84H140ZM140 85L138 84L137 86H138L140 89L143 88V85H142L141 87H140ZM162 85H163V84H160V85H159V88H158L159 91L164 89ZM227 85H228V84H227ZM144 86H147V85L144 84ZM221 86H222V85H221ZM87 87H88V86H87ZM138 87H137V89H138ZM169 87H170V86H169ZM187 87H188V86H187ZM231 87H232V85H231ZM233 87H234V86H233ZM90 88H91V87H90ZM97 88L102 89L103 87L100 88V87L97 85ZM97 88L95 87V91H96ZM162 88H163V89H162ZM192 88H193V87H192ZM192 88H191V89H192ZM226 88H227V87H226ZM229 88H230V87H229ZM254 88H255V86H254ZM51 89H52V88H51ZM53 89H54V88H53ZM56 89H58V88H56ZM59 89H60V88H59ZM59 89H58V90H59ZM82 89H83V88H82ZM82 89H81V90H82ZM84 89H85V88H84ZM186 89H187V88H185V90H186ZM230 89H231V88H230ZM86 90H88V89H86ZM86 90L83 91V92H85V93H82V92H81L82 95H84V94L87 93ZM91 90H92V89H89L90 92H91ZM102 90L104 91V94H105V92H106L105 89H102ZM182 90H183V88H182ZM185 90H183V91H185ZM227 90H229V89H227ZM263 90H264V89H263ZM55 91H57V90H55ZM89 91H88V92H89ZM103 91L100 90V93L102 94ZM120 91H121V90H120ZM120 91H119V93H120ZM168 91H169V90H168ZM222 91H224L223 88H222L221 92H222ZM92 92H93V91H92ZM92 92H91V93H92ZM97 92H98V91H97ZM117 92H118V91H117ZM205 92H206V91H205ZM214 92H215V91H214ZM218 92H219V91H218ZM226 92H227V91H226ZM228 92H230V90H229ZM242 92H243V91H242ZM242 92H241V93H242ZM252 92H253V91H252ZM252 92H251V93H252ZM65 93H66V92H65ZM91 93H90V94H91ZM108 93H109V92H108ZM108 93H107V94H108ZM223 93H224V92H223ZM66 94L68 95V93H66ZM87 94H89V93H87ZM98 94H99V92H98ZM224 94H225V93H224ZM228 94H230V93H228ZM255 94H257V93L254 92V95H255ZM64 95H65V94H64ZM67 95H66V96H67ZM70 95H71V94H70ZM110 95H111V94H110ZM115 95H116V93H115ZM119 95H120V94L117 93V96H119ZM167 95H169V94L167 93ZM196 95H197V94H196ZM68 96H69V95H68ZM68 96H67V99H68ZM72 96H73V95H72ZM88 96H89V95H88ZM88 96H87V97H88ZM94 96H95V95H94ZM94 96H93V97H94ZM98 96H100V95H98ZM113 96H114V95H113ZM203 96H204V95H203ZM213 96H214V95H213ZM224 96H225V95H224ZM224 96H223V97H224ZM63 97H65V96H63ZM63 97H62V98H63ZM70 97H71V96H69V98H70ZM90 97H91V95H90ZM90 97H89L88 99L91 100ZM96 97H97V95H96ZM96 97L94 98L95 100H96ZM102 97H103V94H102L101 98H102ZM183 97H184V96H183ZM185 97H186V96H185ZM185 97H184V98H185ZM190 97H191V96L189 95V97H186V98H187V99L189 98V101H190ZM204 97H205V96H204ZM235 97H237V96H235ZM65 98H66V97H65ZM82 98H83V96H82ZM98 98H99V97H98ZM110 98H111V97H110ZM140 98H141V97H140ZM142 98H143V97H142ZM142 98H141V99H142ZM144 98H145V97H144ZM148 98H149V96H148ZM150 98H151V97H150ZM186 98H185V99H186ZM192 98H193V97H192ZM197 98H198V97H197ZM208 98H210V97L208 96L207 99H208ZM121 99H122V97H121V95H120V98L118 99V100H119L118 103H119V102H120V103H123V102H121ZM159 99H160V94H159V96H158V95H157L156 97L154 96V101H153V103H154V102H156V103H155L154 109H152V111H155V112L153 113V115H152V118H153V119H159V118H161V117H163V116H165V115H168V113L171 111V110H170V111H167V110H165V109H160V108H159V107H160ZM205 99H206V98H205ZM263 99H264V98H263ZM10 100H11V99H10ZM14 100H15V98H14ZM63 100H64V98H63ZM97 100H99V99H97ZM105 100H106V99H105ZM107 100H108V99H107ZM142 100H143V99H142ZM191 100H193V99H191ZM214 100H215V98H214ZM56 101H57V100H56ZM58 101H59V100H58ZM69 101H70V99H69ZM84 101L87 102L88 100H86V98L84 97ZM84 101H83V102H84ZM114 101H115V100H114ZM167 101H168V100H167V97H166V102H167ZM207 101H209V100H207ZM242 101H243V100H242ZM12 102H13V101H12ZM60 102H61V101H60ZM142 102H143V101H139V103H142ZM144 102H145V101H144ZM166 102H165V103H166ZM187 102H188V101H187ZM246 102H247V101H246ZM259 102H260V100H259ZM6 103H7V102H5V104H6ZM9 103H11V102L8 101V104H9ZM15 103H16V101H15ZM67 103H68V102H67ZM67 103L65 104V107H66L67 105H69V104H67ZM243 103H244V102H243ZM11 104H12V103H11ZM58 104H59V103H58ZM58 104H57V106H58ZM87 104H88V103H86V105H87ZM124 104H125V105H123V106L128 107V104H127V106H126V103H124ZM166 104H167V103H166ZM182 104H183V103H182ZM9 105H10V104H9ZM61 105H62V104H61ZM63 105H64V104H63ZM90 105H94V104H90ZM111 105H112V104H111ZM118 105H119V104H118ZM132 105H133V104H132ZM240 105H241V104H240ZM240 105H239V106H240ZM70 106H71V105H70ZM77 106L79 107V105H77ZM80 106H81V105H80ZM123 106H122V108H123ZM134 106H135V105H134ZM134 106H133V107H134ZM137 106H138V105H137ZM162 106H163V104H162ZM210 106L212 107V104H211ZM7 107H8V106H7ZM58 107H59V106H58ZM58 107H57V108H58ZM65 107H64V108H65ZM67 107L69 108V111H70L71 107H69V106H67ZM93 107H94V106H93ZM120 107H121V106L119 105V108H120ZM130 107H132V106L130 105ZM130 107H129V108H130ZM143 107H144V106H143ZM167 107H168V106H167ZM240 107H241V106H240ZM59 108H60V107H59ZM73 108L75 109V107H73ZM73 108H72V109H73ZM94 108H95V107H94ZM208 108H209V107H208ZM221 108H222V107H221ZM55 109H56V107H55ZM76 109H77V108H76ZM0 110H1V109H0ZM122 110H123V109H122ZM149 110H150V109H149ZM207 110H208V109H207ZM214 110H215V109H214ZM56 111H57V110H56ZM62 111H64V110H62ZM66 111H67V109H66ZM71 111H72V110H71ZM136 111H137V110H136ZM215 111H217V110H215ZM221 111H223V110L221 109L220 112H221ZM64 112H65V111H64ZM64 112H63V113H64ZM89 112H90V111H89ZM89 112H88V113H89ZM95 112H96V111H95ZM99 112H100V111H99ZM140 112H142V111H140ZM203 112L205 113V111H202L201 113H203ZM220 112H218V114H219ZM1 113H2V112H1ZM143 113H144V112H142V116H143ZM172 113H173V111H171V114H172ZM183 113L185 114V112H183ZM201 113H200V114H201ZM204 113H203V114H204ZM216 113H217V112H216ZM69 114H70V115H73V114L70 113V112H69ZM69 114H67V115H69ZM94 114H95V113H94ZM112 114H114V113H112ZM129 114H130V113H129ZM129 114H127V115H129ZM145 114H146V111H145ZM169 114H170V113H169ZM176 114H177V113H176ZM179 114H180V113H179ZM181 114H182V112H181ZM207 114H208V113H207ZM234 114H235V113H234ZM245 114H246V113H245ZM1 115H2V114H1ZM59 115H60V114H59ZM59 115H58V116H59ZM85 115H86V114H83V116H85ZM88 115H89V114H88ZM96 115H98V114H96ZM96 115H93V116L96 117ZM109 115H110V114H109ZM109 115H108V116H109ZM182 115H183V114H182ZM220 115H221V114H220ZM220 115H219V116H220ZM222 115H223V114H222ZM262 115H263V114H262ZM62 116H63V114L61 115V118L63 119ZM64 116H65V115H64ZM93 116L91 117V119L93 118ZM101 116H102V115H100L99 117L101 118ZM103 116H104V115H103ZM113 116H115V115H113ZM130 116H132V115H130ZM130 116H129V117H130ZM178 116H179V115H178ZM206 116H207V115H206ZM206 116H205V117H206ZM234 116H236V115H234ZM3 117H4V116H3ZM3 117H2V119H3ZM69 117H70V116H69ZM69 117H67V118H69ZM129 117H128V118H129ZM172 117H173V116H172ZM172 117H169V118H172ZM196 117H197V116H196ZM196 117H193L192 120H193L194 118H196ZM87 118H88V117H87ZM97 118H98V117H97ZM109 118H111V117L109 116ZM112 118H113V117H112ZM139 118H141V117H139ZM166 118H167V117H166ZM166 118H165V119H166ZM169 118H168V119H169ZM201 118H203V117H201ZM212 118H213V117H212ZM217 118H218V117H217ZM219 118H220V117H219ZM261 118H262V116H261ZM2 119H1V120H2ZM93 119H94V118H93ZM98 119H99V118H98ZM98 119H97V120H98ZM136 119H137V118H136ZM165 119H164V121H166ZM175 119H177V118H175ZM175 119H173V120H175ZM54 120H55V119H54ZM83 120H84V119H83ZM86 120H87V119H86ZM104 120H105V119H104ZM109 120H110V119H109ZM121 120H122V121L125 120L124 114H121ZM140 120H141V119H140ZM217 120H218V119H217ZM71 121H72V120H71ZM90 121H91V120H90ZM90 121H89V122H90ZM94 121H95V120H94ZM102 121H103V120H102ZM145 121H147V120H145ZM150 121H151V119H150ZM150 121H149V122H150ZM214 121H215V120H214ZM214 121H213V122H214ZM260 121H261V120H260ZM1 122H2V121H1ZM55 122H56V121H55ZM84 122H85V121H84ZM86 122H87V121H86ZM91 122H93V120H92ZM91 122H90V124H89L90 126H91V124H92ZM111 122H112V121H111ZM130 122H131V121H130ZM136 122H137V120H136ZM138 122H140V121L138 120ZM141 122H142V121H141ZM149 122H148V123H149ZM168 122H169V121H168ZM174 122H175V121H174ZM174 122H173V123H174ZM215 122H216V121H215ZM126 123L128 124V123H129V120H128ZM143 123H144V120H143ZM162 123H163V122H162ZM166 123H167V121H166ZM211 123H212V122H211ZM235 123H236V122H235ZM261 123H262V121H261ZM78 124H79V123H78ZM87 124H88V123H87ZM141 124H142V123H141ZM144 124H147V123H144ZM155 124H156V123H155ZM159 124H160V123H159ZM175 124H176V123H175ZM175 124H174V125H175ZM63 125H64V126L66 125V126L69 127L70 122H67V123H65V124L58 125V126L55 125V126H54V129H53V131H52V133H50V135H48V136L45 138V141H44V143H43L42 146H41V151H44V150H46V149H50V150H51V147L54 148V147L58 146V144H59L62 140H65V141H66V140H68L70 137H75V135H73V134H72V136H69L71 131L69 132L68 127L65 128V127H63ZM108 125H109V124H108ZM128 125H129V124H128ZM138 125H139V124H138ZM156 125H157V124H156ZM160 125H161V124H160ZM209 125H210V124H209ZM74 126H75V125H74ZM74 126H73V127H74ZM90 126H89V127H90ZM101 126H103L102 123H99V124H98V127H101ZM136 126H137V125H136ZM142 126H144V125H142ZM150 126H151V125H150ZM188 126H190V123L188 124ZM241 126H242V123H241ZM71 127H72V126H71ZM77 127H78V126H77ZM83 127H84V126H83ZM86 127H87V126H86ZM86 127H85V129H86ZM119 127H120V126H118V129H119ZM130 127H131V126H130ZM134 127H135V126H134ZM184 127H185V126H184ZM184 127H183V128H184ZM235 127H236V125H235ZM242 127H243V126H242ZM242 127H241V128H242ZM92 128H93V127H92ZM138 128H140V127H138ZM156 128H157V127H156ZM161 128H162V127H160V129H161ZM164 128H165V126H164ZM220 128H221V127H220ZM79 129H80V128H79ZM79 129H78V130H79ZM90 129H91V128H90ZM90 129H88V130L90 131ZM131 129H132V128H131ZM135 129H136V128H135ZM143 129H144V128H143ZM145 129H146V126H145ZM145 129H144V130H145ZM149 129L151 130V128H149ZM152 129H154V128H152ZM234 129H235V128H234ZM100 130H101V129H100ZM120 130H121V129H120ZM120 130H116V131L119 132ZM138 130H139V129H138ZM140 130H141V129H140ZM140 130H139L138 132L141 133V132L143 131L142 134H144L145 132H147L148 129L145 130V132H144V130H142V131H140ZM186 130H187V129H186ZM220 130H221V129H220ZM220 130H219V131H220ZM252 130H253V129H252ZM82 131H83V129H82ZM89 131H88V132H89ZM93 131H94V129H93ZM114 131H115V130H114ZM122 131H123V130H122ZM127 131H128V130H127ZM129 131H130V130H129ZM133 131H134V130H133ZM152 131H153V130H152ZM209 131H210V132H213V134L217 135V133H216V132H217V131H216V127H215V128H211V129H209ZM234 131H235V130H234ZM236 131H237V130H236ZM78 132H80V131H78ZM83 132H85V131H83ZM83 132H80V133L83 134ZM120 132H121V131H120ZM155 132H156V131H155ZM158 132H160V131H158ZM195 132L200 133V134H205L206 131H205V129H203V127H202L200 130L195 131ZM86 133H87V131L85 132V134H86ZM115 133H116V132H115ZM115 133H113V134H115ZM121 133H122V132H121ZM135 133H137V132H135ZM219 133H220V132H219ZM26 134H27V133H26ZM28 134H29V133H28ZM82 134H81V135H82ZM110 134H111V133H110ZM126 134H128V133H126ZM145 134H146V133H145ZM147 134H149V132H147ZM162 134H163V133H162ZM96 135H97V133H93V134H92V138H93L94 140H95ZM111 135H112V134H111ZM117 135H118V133H117ZM119 135H120V134H119ZM136 135H139V133L136 134ZM156 135H157V133H156ZM210 135H211V134H210ZM210 135H208V136H210ZM85 136H86V135H85ZM88 136H89V135H88ZM108 136H110V135H108ZM112 136H113V135H112ZM115 136H116V135H115ZM120 136H121V135H120ZM124 136H125V135H124ZM128 136H129V134H128ZM134 136H135V135H134ZM142 136H143V135H142ZM147 136H148V135H147ZM184 136H185V135H184ZM202 136L204 137V135H202ZM30 137H31V136H30ZM77 137H79V134H78ZM80 137H81V136H80ZM82 137H83V136H82ZM82 137H81V138H82ZM106 137H107V136H106ZM116 137H117V136H116ZM139 137H141V136L139 135ZM155 137H156V136H155ZM185 137H187V136H185ZM31 138H32V137H31ZM31 138H30V139H31ZM81 138H80V139H81ZM112 138H113V137H111V139H112ZM148 138H149V137H148ZM148 138H146V140H148ZM150 138H151V137H150ZM150 138H149V140H150ZM160 138H161V137H160ZM179 138H180V137H179ZM210 138H211V137H210ZM223 138H224V137H223ZM33 139L36 140V138H33ZM80 139H79V140H80ZM82 139H84V138H82ZM82 139H81V140H82ZM107 139H108V138H107ZM115 139H116V138H115ZM115 139H113L112 142H113V141H114V143L117 142V140L115 141ZM126 139H127V138H126ZM129 139H130V138H129ZM136 139H137V137H136ZM136 139H135V140H136ZM138 139H139V138H138ZM138 139H137V140H138ZM141 139H142V138H141ZM180 139H181V138H180ZM187 139L189 140V138H187ZM202 139H203V138H202ZM225 139H227V138H225ZM225 139H224V140H225ZM23 140H24V139H23ZM55 140L60 141V142L56 143L57 145H53V143H54L53 141H55ZM74 140H75V138H74ZM76 140H77V139H76ZM97 140H98V139H97ZM139 140H140V139H139ZM146 140H145V141H146ZM175 140H177V139H174V141H175ZM185 140H186V138H185ZM188 140L185 142L186 144L184 143V144L186 145V148H187V149H186V150H187V153H190V150H192V148H199L200 150H199L198 152H200L202 148H204V149L208 148V147H207V143H204L203 140H201V138H198L197 141L195 140L194 142H193V141H188ZM224 140H222V141H224ZM21 141H22V140H21ZM70 141H72V140H70ZM107 141H109V139H108ZM145 141H144V142H145ZM154 141H155V140H154ZM178 141H179V140H178ZM217 141H219L218 138L216 139L215 142H217ZM222 141H221V142H222ZM26 142H27V141H26ZM36 142H37V141H36ZM68 142H69V140H68ZM68 142H66V143L68 144ZM74 142L76 143L77 141H73V143H74ZM80 142H81V141H80ZM83 142H84V140H83ZM83 142H82V143H83ZM85 142H86V141H85ZM112 142H110V144H111ZM127 142H128V141H127ZM152 142H153V141H152ZM157 142H158V141H157ZM207 142H209V141H207ZM239 142H240V141H239ZM242 142H243V140H242ZM253 142H254V141H253ZM12 143H13V144H12ZM18 143H20V142L18 141L17 143H15V142H13V140L8 141V144L11 145V146L18 145ZM21 143H22V142H21ZM64 143H65V142H64ZM64 143H63V145H64ZM69 143H70L71 145L73 144V143H71V142H69ZM139 143H140V142H139ZM141 143L143 144L142 141H141ZM154 143H155V142H154ZM166 143H167V142H166ZM175 143H176V142H175ZM213 143H214V142H213ZM217 143H218V142H217ZM222 143H224V142H222ZM246 143H247V142H246ZM246 143H245V144H246ZM67 144H66V145H67ZM76 144H77V143H76ZM76 144H73L74 146L72 145V147H73L72 149H74V148H75V149H74V150L71 149L70 153H71L72 151H75V150H76ZM105 144H106V143H105ZM135 144H136V143H135ZM142 144H140V145L142 146ZM157 144H158V143H157ZM178 144H179V143H178ZM193 144H194V145H193ZM229 144H230V143H229ZM237 144H239V143L236 142L235 145H237ZM68 145H69V144H68ZM82 145H83V144H82ZM107 145H108V143H107ZM137 145H138V144H137ZM140 145H139V146H140ZM145 145H147V144L145 143ZM209 145H210V144H209ZM254 145H255V142H254ZM69 146H70V145H69ZM79 146H80V145H79ZM85 146H86V145H85ZM164 146H165V145L163 144V147H164ZM178 146H180V144H179ZM59 147L61 148V145H59ZM64 147H65V146H64ZM82 147H83V146H82ZM82 147H81V148H82ZM88 147H89V146H87V150H88ZM104 147H106V145H105ZM104 147H101V148H104ZM107 147L109 148V147H111V146H107ZM144 147H145V146H144ZM168 147H169V146H168ZM173 147H174V145H173ZM180 147H181V148L178 147L180 150L183 149L182 146H180ZM209 147H210V146H209ZM229 147H230V146H229ZM235 147H236V146H235ZM237 147H238V145H237ZM257 147H258V146H257ZM60 148H59V150H60ZM62 148H63V146H62ZM67 148H68V147H67ZM70 148H71V146H70ZM132 148H133V147H129V150H128V151H131ZM154 148H155V147H153V149H154ZM170 148H171V147H170ZM174 148H176V147H174ZM211 148H212V147H211ZM242 148H243V147H242ZM242 148H241V149H242ZM7 149H8V148H7ZM33 149H34L33 143H31V142L26 143L25 146H24V148H23L22 156L27 155V154L30 155V154L32 153ZM36 149H37V148H36ZM68 149H69V148H68ZM120 149H121V148H120ZM122 149H123V148H122ZM179 149H178V150H179ZM8 150H9V149H8ZM11 150H13L12 147H11ZM15 150H17V148H16ZM55 150H56V149H55ZM64 150H65V149H62L63 152H64ZM89 150H90V149H89ZM109 150H110V149H109ZM206 150H207V149H206ZM247 150H248V149H247ZM249 150H250V149H249ZM249 150H248V151H249ZM47 151H48V150H47ZM53 151H54V150H53ZM67 151H68V150H67ZM77 151H78V150H77ZM110 151H111V150H110ZM118 151H119V149H118ZM118 151H117V152H118ZM170 151H171V150H170ZM193 151H194V150H193ZM204 151H205V150H203V152H204ZM207 151H208V150H207ZM242 151H243V150H240V152H242ZM9 152H13V151H9ZM36 152L38 153L37 150H36ZM175 152H177V150H176ZM179 152H180V151H179ZM240 152H239V153H240ZM3 153H4V152H3ZM13 153H14V152H13ZM33 153L35 154V152H33ZM39 153L42 155V153H45V152H40V151H39ZM47 153H48V152H46V157H47ZM51 153H52V152H51ZM57 153H58V152H56V155H57ZM59 153H60V152H59ZM59 153H58V156H59ZM68 153H69V152H68ZM109 153H110V152H109ZM168 153H169V152H167L166 155H168ZM214 153H215V152H214ZM214 153H213V154H214ZM217 153H218V152H216V154H217ZM245 153H246V152H245ZM247 153H249V152H247ZM9 154H10V153H9ZM9 154H7V156H9ZM82 154H83V153L81 152V156H82ZM119 154H120V152H118V155H119ZM176 154H179V153H176ZM176 154H175V155H176ZM234 154H236V152H235ZM242 154H243V153H242ZM242 154H241V155H242ZM10 155H15V154H10ZM38 155H39V154H38ZM38 155H37V156H38ZM41 155H39V156H40V159H41ZM51 155H52V154H51ZM53 155H54V153H53ZM67 155H68V154H67ZM72 155H75V154L73 153ZM101 155H102V154H101L100 152H98V153L96 154V158H97V160L100 159ZM118 155H117V156H118ZM133 155H134V154H133ZM133 155H132V156H133ZM135 155H136V153H135ZM150 155H152V154H150ZM190 155H191V158H192V152L189 154V156H188L189 158H188V159H190ZM214 155H215V154H214ZM239 155H240V154H239ZM239 155H238V156H239ZM241 155H240V158H241ZM246 155H247V154H246ZM15 156H16V155H15ZM15 156H14V157L10 156V158L12 157V158L14 159ZM34 156H35V155H34ZM37 156H36V157H37ZM44 156H45V154H44ZM63 156H64V154H63ZM69 156H70V155H69ZM75 156H76V155H75ZM103 156H104V155H103ZM103 156H102V157H103ZM108 156H109V155H108ZM114 156H115V155H114ZM152 156H153V155H152ZM159 156H160V155H159ZM215 156H217V155H215ZM238 156H237V157H238ZM244 156H245V155H244ZM26 157H27V156H26ZM42 157H43V156H42ZM53 157H54V156H53ZM139 157H140V156H139ZM144 157H145V156H144ZM160 157H161V156H160ZM200 157H201V156H200ZM261 157L263 158V156H261ZM16 158H17V157H16ZM48 158H51V157H48ZM48 158H47V159H48ZM230 158H231V157H230ZM249 158H250V157H249ZM262 158H261V159H262ZM28 159H29V158H28ZM42 159H43V158H42ZM72 159H73V158H72ZM76 159H77V158H76ZM198 159H199V157H198ZM198 159H197V161H198ZM227 159H228V158H227ZM244 159H245V158H244ZM261 159H260V160H261ZM32 160H34V157H33ZM73 160H74V159H73ZM153 160H154V159H153ZM153 160H151V161H153ZM175 160H176V158L174 159V161H175ZM199 160H200V159H199ZM11 161H12V160H11ZM26 161H28V160H26ZM44 161H45V160H44ZM75 161H76V160H75ZM83 161H84V160H83ZM93 161H94V160H92L91 163L94 164ZM110 161H111V160H110ZM125 161H127V159H126ZM125 161H123V162L125 163ZM151 161H150V162H151ZM171 161H172V160H171ZM186 161H187V160H186ZM225 161H227V160H225ZM28 162H29V161H28ZM30 162H31V161H30ZM40 162H41V160H40ZM46 162H47V161H46ZM48 162H51V161H48ZM63 162H64V161H63ZM70 162H71V161H70ZM98 162H99V161H98ZM123 162H122V163H123ZM153 162H154V161H153ZM153 162H151V163H153ZM159 162H160V161H159ZM181 162H183V161H181ZM198 162H200V161H198ZM12 163H13V162H11V164H12ZM17 163H18V161H17ZM21 163H24V162H21ZM112 163H113V162H112ZM114 163H115V162H114ZM128 163H130V161H128L126 164H128ZM148 163H149V161H148ZM154 163H155V162H154ZM164 163H166V162L163 161V164H164ZM201 163H203V162L201 161ZM247 163H248V162H247ZM13 164H15V163H13ZM13 164H12V165H13ZM31 164H32V162H31ZM31 164L28 163L27 165L30 166ZM46 164H47V163H46ZM46 164H45V165H46ZM64 164H65V162H64ZM86 164H89V163H86ZM117 164H118V163H116V166H117ZM183 164H184V163H183ZM196 164H197V163H196ZM203 164H204V163H203ZM224 164H225V163H224ZM17 165H19V164H17ZM17 165H16L13 169H16ZM23 165L25 166V163H24ZM27 165H26V166H27ZM79 165H80V164H79ZM79 165H78V166H79ZM112 165H113V164H112ZM114 165H115V164H114ZM124 165H125V164H124ZM165 165H166V164H165ZM174 165H176V162L174 163ZM191 165H192V163L189 164V166H191ZM212 165H213V164H212ZM225 165H226V164H225ZM13 166H14V165H13ZM13 166H12V167H13ZM20 166H21V164H20ZM24 166H23V167H24ZM26 166H25V167H26ZM29 166H27V167H29ZM31 166H32V165H31ZM39 166H40V164H39ZM43 166H44V165H43ZM98 166H99V165H98ZM120 166H122V165H120ZM143 166H144V165H143ZM166 166H167V165H166ZM182 166L184 167V165H182ZM195 166H196V165H195ZM197 166H198V165H197ZM199 166H200V165H199ZM247 166H248V165H247ZM9 167H11V165H10ZM18 167H19V166H18ZM21 167H22V166H21ZM40 167H41V166H40ZM51 167H52V166H51ZM144 167H145V166H144ZM148 167H149V166H148ZM160 167H161V166H160ZM162 167H163V166H162ZM183 167H182L181 170L184 171L185 168L183 169ZM201 167H203V166H201ZM215 167H216V165L214 164V168H215ZM217 167H218V166H217ZM227 167L229 168V166H227ZM65 168H66V167H65ZM65 168H64V169H65ZM76 168H77V167H76ZM76 168H74V169H76ZM79 168H80V167H79ZM116 168H117V167H116ZM132 168H134V167H132ZM166 168H167V167H166ZM190 168H191V167H190ZM197 168H199V167H196V171L199 170V169H197ZM203 168H204V167H203ZM205 168H207V167H205ZM4 169H5V168H4ZM13 169H12V170H13ZM21 169H22V168H21ZM21 169H20V170H21ZM39 169H40V168H39ZM104 169H105V168H104ZM106 169H107V167H106ZM156 169H158V168H156ZM167 169H168V168H167ZM200 169L202 170V168H200ZM240 169H241V168H240ZM252 169H254V168H252ZM6 170H7V169H6ZM18 170H19V169H17L16 171H18ZM25 170H26V172H27V171L30 170V169L27 170V169L25 168L24 171L22 170V173H26ZM90 170H91V168L89 169V172L91 173ZM98 170H100V169L98 168ZM113 170H114V169H113ZM122 170H123V171H122ZM122 170H121V171L124 172L125 169H122ZM159 170H160V169H158L157 172H158ZM259 170H260V169H259ZM259 170H258V171H259ZM10 171H11V170H10ZM16 171H15V172H16ZM37 171H38V170H37ZM37 171H36V172H37ZM114 171L117 172L116 170H114ZM118 171H119V170H118ZM153 171H154V170H153ZM153 171H152V172H153ZM160 171H161V170H160ZM185 171H186V169H185ZM193 171H195V170H193ZM196 171H195V172H196ZM203 171H204V173H205V172H206V169H204ZM262 171H263V170H262ZM19 172H20V171H19ZM36 172H35V173H36ZM38 172H39V171H38ZM38 172H37V173H38ZM112 172H113V171H112ZM112 172H111V174H113ZM167 172H169V171H167ZM238 172H239V171H238ZM253 172H254V171H253ZM7 173H8V172H7ZM22 173H21V175H22ZM27 173H28V172H27ZM29 173H30V175L32 174L31 171H29ZM33 173H34V171H33ZM35 173H34V175H35ZM62 173H63V166H62L61 162H57L55 168L52 169V170H42L41 174L36 178V180L33 182L32 185H26V186H25V189L23 188V189L25 190V194L23 195V198H26V199H29V198H30V199H32V200H35V199H36L35 191L39 190V188H40V184L42 183V181H43V182L45 181V182L48 184V190L45 192V195H48V194H54V196H56L57 199H61L62 196H63V194H64V192L66 193L67 190H68V189L66 188L67 190L65 191V188H62L61 185L59 184V181H58V180H59V178L62 176ZM95 173H96V172H95ZM118 173H120V171H119ZM171 173H173V170H172ZM174 173H176V171H174ZM204 173H203V174H204ZM225 173H227V171H225ZM256 173H257V172H256ZM262 173H263V172H262ZM3 174H5V173H3ZM18 174L20 175V173H18ZM111 174H110V175H111ZM135 174H136V173H135ZM150 174H152V173H150ZM168 174H169V173H168ZM168 174H167V175H168ZM178 174H179V173H178ZM183 174H184V172H183ZM185 174H186V173H185ZM192 174H193V173H192ZM236 174H237V173H236ZM236 174H235V175H236ZM244 174H245V172H244ZM0 175H1V173H0ZM5 175H6V174H5ZM21 175H20V176H21ZM23 175H25V174H23ZM32 175H33V174H32ZM63 175H66V174H63ZM102 175H103V174H102ZM105 175H106V173H105ZM105 175H104V176H105ZM152 175H153V174H152ZM174 175H175V174H174ZM174 175L172 174L171 177L173 178ZM186 175H187V174H186ZM193 175H194V174H193ZM193 175H192V178H193ZM227 175H228V173H227ZM235 175H234V178H236ZM261 175H262V174H261ZM261 175H259V176L262 177ZM6 176H7V175H6ZM6 176H5V177H6ZM12 176H13V175H12ZM17 176H18V175H17V173H16V177H17ZM20 176H19V178H20ZM25 176H26V175H25ZM27 176H28V175H27ZM71 176H72V175H71ZM71 176H70V177H71ZM88 176H90V175H88ZM104 176H103V177H104ZM108 176H109V175H108ZM175 176H176V175H175ZM195 176H196V175H195ZM197 176H198V175H197ZM237 176H238V175H237ZM1 177H2V176H1ZM16 177H15V178H16ZM22 177H23V176H22ZM28 177H30V176H28ZM64 177H65V176H64ZM86 177H87V176H86ZM101 177H102V176H101ZM110 177H111V178H114V177H112V176H110ZM125 177L127 178V175H125ZM150 177H151V176H150ZM153 177H154V176H152L151 179H153ZM168 177H169V175L167 176V178H168ZM182 177H183V176H181V178H182ZM201 177H202V176H201ZM208 177H209V176H208ZM223 177H224V176H223ZM252 177H254V176L252 175ZM15 178H14V179H15ZM31 178H32V177H31ZM31 178H29V179L31 180ZM62 178H63V176H62ZM111 178H110V179H111ZM117 178H119V177L117 176ZM117 178H116L115 182L118 181ZM122 178H123V177H122ZM167 178H166V179H167ZM192 178H190V180H191ZM197 178H199V177H197ZM14 179H13V180H14ZM22 179H23V180H22ZM22 179H21L22 181H20V182H23V181H24V178H22ZM25 179H26V178H25ZM64 179H65V178H64ZM67 179H68V177H67ZM70 179H71V178H70ZM73 179H75V178L73 177ZM73 179H72V180H73ZM104 179H106V177H104ZM210 179H211V178H210ZM214 179H215V178H214ZM216 179H217V177H216ZM223 179H224V178H223ZM241 179H243V177H242ZM248 179H249V177H248ZM252 179H253V178H252ZM255 179H257V178L255 177ZM255 179H253V180H255ZM2 180H3V177H2ZM6 180H7V179H6ZM17 180H18V179H17ZM27 180H28V179H27ZM61 180H63V179H61ZM61 180H60V183L62 182ZM112 180H113V179H112ZM112 180H111V181H112ZM157 180H158V179H157ZM178 180H180V178H179ZM212 180H213V179H212ZM249 180H250V179H249ZM253 180H252V181H253ZM25 181H26V180H25ZM25 181H24V182H25ZM119 181H120V180H119ZM151 181H152V180H151ZM192 181H194V179H192ZM214 181H216V180H214ZM233 181H235V180H233ZM241 181H242V180H241ZM247 181H248V180H247ZM263 181H264V180H263ZM26 182H27V181H26ZM109 182H110V181H109ZM174 182H175V180H174ZM195 182H196V181H195ZM231 182H232V181H231ZM242 182H244V181H242ZM253 182H254V181H253ZM0 183H1V182H0ZM12 183H15V182L13 181ZM70 183H71V182H70ZM150 183H151V182H150ZM185 183L187 184V182H185ZM190 183H191V182H190ZM208 183H209V182H208ZM215 183H216V182H215ZM246 183H247V182H246ZM246 183H245V184H246ZM15 184H16V183H15ZM15 184H12V185H15ZM71 184H72V183H71ZM77 184H78V183H77ZM80 184H81V183H80ZM80 184H79V186L82 187V185H80ZM115 184H117V183H115ZM161 184H162V183H161ZM168 184H170V182H169ZM168 184L166 183V186H167ZM197 184H198V183H196V184L193 183V185H195L196 187H197ZM212 184H213V182H212ZM10 185H11V184H10ZM43 185L45 186V184H43ZM107 185H108V184H107ZM184 185H185V184H184ZM215 185H216V184H215ZM240 185H241V184H240ZM240 185H239V186H240ZM5 186H6V185H5ZM41 186H42V185H41ZM69 186H71V185H69ZM75 186H76V185H75ZM122 186H123V185H121V188H122ZM166 186H165V184H164V187H166ZM198 186L201 187L202 184L200 183ZM208 186H209V185L207 184V187H208ZM252 186H253V185H252ZM6 187H7V186H6ZM81 187H80V188H81ZM155 187H156V186H155ZM158 187H159V189H160V184H158ZM167 187H168V186H167ZM167 187H166V188H167ZM185 187H187V186L185 185ZM207 187H206V188H207ZM214 187H215V186H214ZM217 187H218V191H219L221 188L219 189V185H218ZM217 187H215V188H217ZM224 187H225L224 189L227 190V189H226L227 186H224ZM245 187H246V185H245ZM260 187H263V186H260ZM20 188H22V187H20ZM80 188H79V189H80ZM166 188H165V189H166ZM171 188H173V186H172V187H169V193H168V195H165V194H164V196H163V198L165 199V203H166V205H167V203L169 202V200L166 199V197H167V198H171V196H172L173 193H174V192H172ZM190 188H191V187H190ZM194 188H195V187H194ZM197 188H198V187H197ZM215 188H214V189H215ZM240 188H241V186H240ZM252 188H253V187H252ZM79 189H78V190H79ZM156 189L158 190V188H156ZM165 189H163V190H165ZM224 189L222 188V191H223ZM233 189H234V187H233ZM242 189H243V188H242ZM244 189H245V188H244ZM262 189H263V188H262ZM7 190H8V189H7ZM9 190H10V189H9ZM70 190L72 191L71 194H73L74 191H75L74 188H73V186L70 187ZM70 190H68V191H70ZM78 190H77V191H78ZM118 190H120V188H118ZM163 190L160 191V192H161V193L164 192ZM174 190H175V189H174ZM259 190H260V189H259ZM82 191H84V193H85V190L82 189L81 192H82ZM193 191H194V192H197L196 190H193ZM203 191H205V190H203ZM240 191H241V189H240ZM244 191H245V190H244ZM260 191H261V190H260ZM7 192H8V191H7ZM7 192H5V193L7 194ZM10 192H11V190H10ZM17 192L20 193L21 190H20V191H17ZM23 192H24V191H23ZM40 192H41V191H40ZM78 192H79V191H78ZM78 192H76V193L78 194ZM116 192H117V191H116ZM158 192H159V190H158ZM160 192H159V193H160ZM220 192H221V191H220ZM232 192H233V190H232ZM82 193H83V192H82ZM84 193H83V194H84ZM131 193H132V192H131ZM146 193H147V192H146ZM154 193H155V192H154ZM156 193H157V192H156ZM159 193H157V194H159ZM190 193H191V191H190ZM209 193H210V191H209ZM209 193H208V195H209ZM214 193H215V192H214ZM214 193L212 192L210 195L212 196V194H214ZM261 193H262V192H261ZM263 193H264V192H263ZM0 194H3V193H0ZM8 194H11V193L8 192ZM40 194H41V193H40ZM71 194H69V195H71ZM83 194H81V195H83ZM86 194H87V193H85V195H86ZM88 194H89V193H88ZM118 194H119V193H118ZM133 194H134V193H133ZM152 194H153V193H152ZM174 194H175V193H174ZM176 194H177V193H176ZM186 194H189V192H187ZM192 194H193V192H192ZM222 194H223V193H222ZM228 194H229V193H228ZM236 194H237V193H236ZM240 194H241V195H244V194H242L241 192H240ZM3 195H4V194H3ZM41 195H44V194H41ZM65 195H66V194H65ZM65 195H64V196H65ZM67 195H68V193H67ZM85 195L80 196V199H81V197H82V199H83V197H84ZM115 195H117V194H115ZM131 195H132V194H131ZM159 195H160V194H159ZM210 195H209V196H210ZM231 195H232V193L229 194L227 197L229 198V196H231ZM258 195H259V194H258ZM38 196H39V194H38ZM72 196H74V195H72ZM72 196H71V197H72ZM75 196H77V195H75ZM89 196H90V195H89ZM89 196L87 195L86 199H87ZM120 196H121V195H120ZM133 196H134V195H133ZM143 196H144V194H143ZM154 196H155V195H154ZM165 196H166V197H165ZM179 196H180V195H179ZM184 196H185V195H184ZM192 196H193V195H192ZM192 196H189V197H188V196L186 195L185 197H186V199L188 200V198H190V197H192ZM209 196H207V197H209ZM263 196H264V194H263ZM51 197H52V196H51ZM69 197H70V196H69ZM130 197H132V196H130ZM135 197H136V196H135ZM158 197H159V196L157 195V198H158ZM187 197H188V198H187ZM212 197H213V196H212ZM212 197H211V199H212ZM242 197H243V196H242ZM244 197H245V196H244ZM244 197H243L242 199H245ZM18 198H19V197H18ZM63 198H64V197H63ZM63 198H62V200H63ZM65 198H66V196H65ZM65 198H64V200L66 201L68 198H67V199H65ZM73 198H75V197H73ZM173 198H174V197H173ZM173 198H172L173 203L178 204L177 202H175L176 200H174ZM175 198H176V197H175ZM219 198H220V197H219ZM230 198H231V197H230ZM26 199H25V200H26ZM39 199H40V198H39ZM45 199H47V198H45ZM48 199H49V197H48ZM50 199H51V198H50ZM70 199H71V198H70ZM75 199H78V198H75ZM80 199H79V200H80ZM142 199H143V198H142ZM193 199H194V196H193ZM193 199H191V200H193ZM220 199H221V198H220ZM261 199H264V198H261ZM261 199H259V201H260ZM16 200H18V199H16V196H15L14 194H13V195H9L8 198H7V204H8L9 206L12 207L13 205L16 204V203H15V202H17ZM36 200H37V199H36ZM51 200H52V199H51ZM87 200H89V199H87ZM152 200H153V199H152ZM158 200H159V198H158ZM158 200H157V201H158ZM166 200H168V201H166ZM191 200L189 199L188 201H191ZM216 200H217V199H216ZM229 200H230V199H229ZM247 200H248V198H247ZM22 201H23V200H22ZM22 201H21V202H22ZM27 201H29V200H27ZM30 201H31V200H30ZM41 201H42V198H41ZM65 201H63V204H64ZM82 201H83V200H82ZM134 201H135V200H134ZM141 201H142V200H141ZM143 201H145V200H143ZM154 201L157 203L156 200H154ZM222 201H223V198H222ZM242 201H243V200H242ZM242 201H241V202H242ZM255 201H257L256 198H255ZM39 202H40V201H39ZM39 202H38V201H37V202L35 201L34 203H38V204L40 205L41 203H39ZM42 202H43V201H42ZM45 202H46V200L44 201V203H42V204H44V206L47 205V203L45 204ZM47 202H49V200H48ZM50 202H51V201H50ZM50 202H49V203H50ZM66 202H67V201H66ZM71 202L73 203L72 200H71ZM77 202H81V201H77ZM88 202H90V201H88ZM155 202H154V205L159 204V202H158L157 204H156ZM207 202H208V201H207ZM214 202H216V201H214ZM224 202H225V199H224ZM245 202L248 203L247 201H244L243 203H245ZM17 203H18V202H17ZM22 203H23V202H22ZM25 203H26V202H25ZM28 203H31V202H28ZM28 203H27V205H28ZM49 203H48V205H49ZM53 203L56 204V202H53ZM74 203H76V201H75ZM81 203H83V204H80V203H77V204H78V205H79V204H80V205L87 204L86 206H89L88 204H90L91 202H90V203H86V201H85V202H81ZM183 203H184V202H183ZM196 203H197V202H194V204H196ZM210 203L213 204V202H209L208 204H210ZM219 203H220V201H219ZM232 203H233V201H232ZM263 203H264V200H263ZM19 204H21V203L19 202ZM31 204L33 205V203H31ZM66 204H67V203H66ZM66 204H65V205H62V206H66ZM69 204H71V203H69ZM69 204H68L67 207L70 206ZM77 204H76V205H77ZM133 204H134V203H133ZM138 204H141V203H138ZM151 204H152V203H151ZM151 204H150V205H151ZM175 204H174V205H175ZM194 204H193V206H196V205H194ZM197 204H198V203H197ZM237 204H238V202H237ZM25 205H26V204H25ZM32 205H31V206H32ZM39 205H38V207H42V206H43V205H41V206H39ZM51 205H53V204H51ZM56 205L59 206V205H61V204H56ZM56 205L52 206V208H54ZM72 205H74V204H72ZM72 205H71V206H72ZM76 205H74V206H76ZM80 205H79V208H80V207H84V206H80ZM113 205L117 206V205H119V204H113ZM150 205H149V206H150ZM184 205H185V204H184ZM244 205H245V204H244ZM248 205H249V204H248ZM248 205H245V210H246V211H247ZM4 206H5V205H4ZM49 206H50V205H49ZM62 206H61V207H62ZM71 206H70V208H72ZM74 206H73V207H74ZM91 206H92V205H91ZM140 206H141V205H140ZM152 206H153V204L151 205V207H152ZM160 206H162V204H161ZM160 206L157 205V207H160ZM176 206H177V205H176ZM182 206H183V205H181V207H182ZM193 206L191 205L192 208H193ZM204 206H205V205H204ZM210 206H211V205H210ZM215 206H216V205H215ZM231 206H232V204H231ZM246 206H247V208H246ZM262 206H264V205H262ZM0 207H1L0 209H2V206H0ZM20 207H21V206H20ZM20 207H19V208H20ZM26 207H27V206H26ZM28 207H30V204H29ZM34 207H35V206H32L33 209H34ZM67 207H66V208H67ZM118 207H119V206H118ZM121 207H122V206H121ZM129 207H130V206H129ZM138 207H139V206H138ZM157 207H156V208H157ZM177 207H178V206H177ZM177 207H176V208H177ZM206 207H207V206H206ZM211 207H212V206H211ZM242 207H244V206H242ZM255 207H257V203H256ZM6 208H7V207H6ZM6 208H5V210H6ZM22 208H23V206H22ZM32 208H31V210H33ZM46 208H47V207H46ZM50 208H51V207H50ZM90 208H91V207H87V208H84V209H85V210H86V209H89V211L91 212ZM98 208H99L98 210H100V206H99ZM139 208H140V207H139ZM152 208H153V207H152ZM166 208H168V207H166ZM174 208H175V207H174ZM183 208H185V207L183 206L182 209H183ZM194 208H195V207H194ZM212 208H213V207H212ZM236 208H237V206H236ZM23 209H25V208H23ZM29 209H30V208H29ZM41 209H42V208H41ZM41 209H40V210H41ZM44 209H45V208L43 207V210H42V211H44ZM72 209H73V208H72ZM72 209H71V210H72ZM93 209H94V208L92 207V210H93ZM101 209H102V208H101ZM110 209H111V208H110ZM148 209H149V212H150V209H151V208L148 207ZM177 209H178V208H177ZM190 209H191V208H190ZM195 209H196V208H195ZM205 209H206V208H205ZM254 209H255V208H254ZM19 210H22V209L20 208ZM19 210H18V211H19ZM31 210H30V212H31V214H33V216H34L35 218L41 216L40 214H42V212H41L40 210H39L38 212L35 211L36 213L33 212L34 210H33V211H31ZM35 210H38V209H35ZM46 210H50L49 207H48V209H45V213H43V215H44V214L47 215V214L50 213L49 211L46 213ZM61 210H62V208L59 210V211H60V212H59L60 214H62ZM71 210H70V211H71ZM82 210H83V208H82ZM85 210H84V211H85ZM136 210H137V209H136ZM151 210H152V209H151ZM191 210H193V209H191ZM196 210H197V209H196ZM210 210H211V208H210ZM212 210H213V209H212ZM212 210H211V211H212ZM229 210H230V209H229ZM242 210H243V209H242ZM249 210H250V209H249ZM1 211H4V209H2ZM28 211H29V210H28ZM53 211H54V210H53ZM56 211H57V208H56ZM66 211H67V210H66ZM70 211H68V212L70 213ZM76 211H77V210H76ZM79 211H80V210H79ZM93 211H95V210H93ZM117 211H118V210H117ZM138 211H139V210H138ZM138 211H137V212H138ZM167 211L169 212V210H167ZM211 211H210V212H211ZM226 211H227V214H230V215H231V213H228V212H229L228 209H227ZM234 211H236V210H234ZM263 211H264V210H263ZM11 212H12V211L9 212L10 215L14 214V213L11 214ZM15 212H16V210H15ZM20 212H21V211H20ZM20 212H19V213H20ZM22 212H23V214H22V213H21V214H22V215H25V211H22ZM26 212H27V211H26ZM51 212H52V211H51ZM118 212H120V211H118ZM144 212H147V211H144ZM154 212H155V210H154ZM154 212H153V210H152V213H154ZM174 212H175V211H174ZM182 212H183V211L180 212L181 215H182ZM191 212H193V211H189V214H190ZM232 212H233V210H232ZM5 213H6V212H5ZM52 213H53V212H52ZM55 213H57V212H55ZM64 213H66V212H64ZM69 213H68V214H69ZM120 213H121V212H120ZM130 213H131V214H133V213L135 214V212L132 211V210H130ZM140 213L142 214V211H141ZM152 213H148V215L150 216ZM159 213H161V212L159 211L158 214H159ZM164 213H165V212H164ZM164 213L162 212L161 215H163ZM200 213H202V212H200ZM233 213H234V212H233ZM239 213H240V212H239ZM15 214H16V213H15ZM93 214H94V213H89V212H83V213H82V212H81V213H79V214H72V215H70V216H66V218H67L66 221H65V219H64L65 217H64V218H60V219H61L62 221H64L63 223H66L67 225H68V222H70V221L73 222V223H75V224L77 225V228H79L80 225H82V224H87L89 227L94 228V225H97V224L95 223L96 221H98V225H99V221L105 219L106 222L104 221V224H105V225H104L103 229H104V231L107 230V231L104 232V233L106 234V236H107L108 232H110V233L112 234V231H110L111 229L109 230V227H108V226L111 225V227H113V228H117L118 225L116 224V222H118L119 220H117V218L115 217V214H113L112 212H111V213L100 214L99 216H98V215H95V216H94ZM128 214H129V213H128ZM154 214H156V213H154ZM158 214H157V215H158ZM216 214H217V213H216ZM244 214H247V213L244 212ZM4 215H5V214H4ZM36 215H37V216H36ZM38 215H39V216H38ZM49 215H50V214H49ZM129 215H130V214H129ZM142 215H144V214H142ZM142 215H141V216H142ZM165 215H166V214H165ZM190 215H191V214H190ZM224 215H226V213H225ZM230 215H228L227 217H229ZM240 215H243V214H242V211H241V214H240ZM261 215H262V214H261ZM261 215H260V216H261ZM1 216H3V212H2V213L0 212V218H1ZM5 216H6V215H5ZM5 216H4V217H5ZM13 216H17L16 219L18 218V214L13 215ZM52 216H53V214H52ZM55 216H56V215H55ZM57 216H58V215H57ZM63 216H64V215H63ZM139 216H140V215H139ZM152 216H153V214H152ZM207 216H208V217L211 216V213H210V215H207ZM234 216H235V215H234ZM238 216H239V215H238ZM244 216H245V215H244ZM257 216L259 217L258 214H257ZM7 217L9 218L10 216H7ZM19 217H20V216H19ZM21 217H22V216H21ZM23 217H24V216H23ZM28 217H29V216H28ZM47 217H50V216H47ZM53 217H54V216H53ZM118 217H119V216H118ZM131 217H132V215H131ZM158 217H160V216L158 215ZM164 217H165V216H164ZM181 217H182V216H181ZM195 217H196V216H195ZM208 217H207V218H208ZM231 217H232V216H231ZM236 217H237V216H236ZM239 217H240V216H239ZM29 218H30L29 220H31V217H29ZM32 218H33V217H32ZM35 218L32 219V220H33V221H36V223H37V220H35ZM39 218H42V216L39 217ZM44 218H46V217H44ZM97 218H99V220H98ZM126 218H127V215H126ZM128 218H129V217H128ZM142 218H143V217H142ZM224 218H225V220H226V217H225V216H224ZM233 218H234V217H233ZM237 218H238V217H237ZM237 218L235 219V221H236V220H237V221H241V219H242V218H241V219L239 220V218H238V219H237ZM261 218H262V216H261ZM14 219H15V217H14ZM14 219H13V220H14ZM21 219H22V218H21ZM23 219H24V220L26 219V215H25V218H23ZM23 219H22V220H23ZM96 219H97V220H96ZM100 219H101V220H100ZM138 219L140 220L141 218L138 217ZM151 219H152V218H151ZM161 219H163V218L161 217ZM192 219H193V218H192ZM215 219H216V218H215ZM229 219H230V218H229ZM231 219H232V218H231ZM231 219H230V220H231ZM257 219H259V218H257ZM257 219H255V220H257ZM18 220H20V219H18ZM22 220H21V221H22ZM26 220H28V218H27ZM26 220H25V221H26ZM29 220H28V221H29ZM38 220H39V219H38ZM61 220L57 219V220H55V221H52V224L50 223V224H51L50 226H43V228H42V229H43V232H44L43 234H45V235H49V234L51 233V231H52V233H53V230H55V229H53V228H56V229H57V228L59 227L60 223H61ZM123 220H124V219H123ZM125 220H126V219H125ZM128 220L130 221V219H128ZM132 220H133V219H132ZM136 220H137V219H136ZM141 220H142V219H141ZM156 220H157V219H155V221H156ZM16 221H17V220H15V222H16ZM25 221H24V222H25ZM44 221H45V220H44ZM129 221H128V222H129ZM142 221H143V220H142ZM157 221L160 222L161 220L159 219V220H157ZM157 221H156V222H157ZM166 221H167V224H168V220H166ZM220 221H222V220H220ZM244 221H245V220H244ZM246 221H248V220H246ZM263 221H264V220H263ZM13 222H14V221H12V220H11V221H10L9 219L7 220V218H6L5 220H0V230L4 231V230H3L4 228H7V226H9V225L12 226V225L15 223V222H14V223H13ZM26 222H27V221H26ZM123 222H124V221H123ZM146 222H147V221H146ZM159 222L157 223L158 225L155 223V227H153L154 229H155V228L158 229V227H159V225H160ZM161 222H162V221H161ZM224 222H225V221H224ZM242 222H243V221H242ZM12 223H13V224H12ZM41 223H43V222H41ZM100 223H101V222H100ZM124 223H126V221H125ZM151 223H152V222H151ZM164 223L166 224L165 221H164ZM217 223H218V222H217ZM219 223H220V222H219ZM237 223H238V222H237ZM240 223H241V222H240ZM246 223H247V222H246ZM258 223H260V221H259ZM18 224H19V223H18ZM25 224H26V223H25ZM27 224H28V223H27ZM27 224H26V225H27ZM75 224H74V225H75ZM109 224H110V225H109ZM119 224H120V223H119ZM131 224H132V222H131ZM149 224H150V222H149ZM26 225H24V227H25ZM35 225H36V224H35ZM98 225H97V226H98ZM123 225H124V224H122V226H123ZM125 225H126V224H125ZM125 225H124V226H125ZM134 225H135V224H134ZM137 225H138V224H137ZM146 225H148V224H145V227H146ZM151 225H152V224H151ZM151 225H150V227H148V229H147V230H149V231H148L149 233H150L151 231H152V232L154 231V230H151ZM238 225H239V224H238ZM262 225H263V227H264V223H262ZM16 226H17V225H16ZM19 226H20V224L17 226V230H18L19 228L22 227V226H21V227H19ZM28 226H29V225H28ZM28 226L26 227V229L28 228ZM72 226H73V225H72ZM72 226H71V227H72ZM82 226H83V228L87 227V226H84V225H82ZM97 226H96V227H97ZM119 226H121V225H119ZM131 226H133V224H132ZM131 226H130L129 229L133 228V227H131ZM138 226H141V225H138ZM24 227H23V229H25ZM60 227H61V226H60ZM62 227H63V226H62ZM98 227H99V226H98ZM134 227H136V226H134ZM143 227H144V226H143ZM160 227H161V226H160ZM163 227H164V225H163ZM166 227H168V225H167ZM178 227H179V226H178ZM217 227H219V226L217 225ZM2 228H3V229H2ZM11 228H12V227H11ZM73 228H74V226H73ZM107 228H108V229H107ZM127 228H128V227H127ZM127 228H126V229H127ZM136 228H137V227H136ZM161 228H162V227H161ZM194 228H195V227H194ZM226 228H227V227H226ZM233 228H234V226L232 227V229H233ZM9 229H10V228H9ZM39 229H40V227H39ZM66 229H67V228H66ZM87 229H88V228H87ZM119 229H121V228H119ZM126 229H125V230H126ZM129 229L126 230L127 233H129V231H130ZM157 229H155V230H157ZM163 229H165V227H164ZM166 229H167V228H166ZM166 229H165V230H166ZM168 229H170V228H168ZM195 229H196V228H195ZM217 229H218V228H217ZM232 229H231V230H232ZM237 229L239 230V227H237ZM244 229H246V226H245ZM11 230H12V229H11ZM13 230H15V229H13ZM82 230H83V229H81V230L79 229V231H80L79 233H81ZM85 230H86V228H85ZM97 230H98V228H97ZM97 230L95 231V229H94L95 233H97ZM108 230H109V231H108ZM117 230H118V229H117ZM144 230H146V228H144ZM158 230H159V229H158ZM158 230H157V231H158ZM160 230H161V229H160ZM160 230H159V231H160ZM176 230H177V229H175V232H176ZM238 230H237V231H238ZM263 230H264V229H263ZM2 231H1V232H2ZM7 231H8V229H7ZM19 231H20V230H19ZM19 231H18V232H19ZM22 231H23V230H22ZM25 231H26V230H25ZM41 231H42V230H41ZM72 231H75V230H71L70 233H72ZM87 231H88V230H86L85 232H87ZM90 231H91V230H90ZM133 231H134V230H133ZM133 231H132V232H133ZM187 231H188V229H187ZM224 231H225V230H224ZM260 231H261V230H260ZM16 232H17V231H16ZM82 232H83V231H82ZM92 232H93V231H92ZM115 232H116V230H115ZM117 232H118V231H117ZM117 232H116V233H117ZM130 232H131V231H130ZM139 232H140V230L137 232V235H138ZM143 232H144V231H143ZM143 232H141V233H143ZM148 232L146 233V236H147V234H149ZM207 232H208V233H211V234L214 233L213 230H210V229H208V228H204V229L202 230V233L200 232V234H201V235H200V239H203V238H204L203 235H206ZM226 232H227V233H226V234H227L226 238H227V237H228V234H230V233H228V230H226ZM233 232H234V231H233ZM233 232H232V233H233ZM40 233H41V232H40ZM55 233H56V232H54V234H55ZM61 233H62V232H61ZM70 233H69V235H67V236H70ZM76 233H77V231H76ZM83 233H84V232H83ZM83 233H81L82 235L79 234V236L81 235L82 237H84V236H83ZM88 233H89V232H88ZM102 233H103V231H102ZM113 233H114V231H113ZM141 233H139V234L142 235ZM154 233H155V231H154ZM154 233L151 234L152 237L154 236ZM220 233H221V231H220ZM237 233H238V232H237ZM14 234H15V233H14ZM17 234H19V233H17ZM26 234H27V233H26ZM26 234H22V237H23V235H26ZM38 234H39V233H38ZM59 234H60V232H59ZM74 234H75V233H74ZM74 234L72 233V235H74ZM90 234H91V233H90ZM111 234H110V236H111ZM118 234H119V232H118ZM118 234H116V235H118ZM157 234H158V233H157ZM160 234H161V233H160ZM217 234H218V233H217ZM15 235H16V234H15ZM19 235L21 236V233H20ZM35 235H37L36 231H35V230H31V232H30V236H31V238H27V239H29V240H26V239H23V240H24L25 242H27V241L31 242V244L28 243V244H27L28 246H26V247H29V246L31 247V245H32V243H33V246H32V247H35V248L38 247L39 250H41L39 246L42 245V244H37V242L40 241V240H37V241H36V244H35L36 246L34 245V242H33L34 240H33L32 238H33ZM41 235H42V233H41ZM50 235H52V234H50ZM50 235H49V237H50ZM55 235H57V234H55ZM62 235H63V234H62ZM72 235L70 236V238H72V240L76 239L75 237H74V239H73ZM96 235H97V234H96ZM101 235H102V234H101ZM113 235L115 236V233H114ZM137 235H135V237H136ZM175 235H176V234H175ZM214 235H215V233H214ZM222 235H223V234H222ZM222 235H221V236H222ZM246 235H248V233H247ZM9 236H10V235H9ZM12 236H14V235H12ZM20 236H19V237L16 236V237H18V240H21V239H22ZM85 236H86V234H85ZM99 236H100V233H99ZM102 236H103V235H102ZM102 236H100V238H102ZM121 236H122V235H121ZM130 236L132 237V235H130ZM149 236H150V235H149ZM149 236H148V238H149ZM164 236H165V235H164ZM237 236H239V234H237ZM24 237H25V236H24ZM24 237H23V238H24ZM46 237H48V236H46ZM64 237H65V236H64ZM76 237H78V236H76ZM82 237H79V238H82ZM88 237H89V234H88ZM88 237L86 236L87 239H89ZM104 237H105V236H104ZM112 237H113V236H112ZM112 237H110V238H112ZM128 237H129V235H128ZM131 237H130V239H131ZM135 237H134V238H135ZM138 237H142V236H138ZM143 237H144V236H143ZM155 237H156V239H157V236H156V235H155ZM165 237H167V236H165ZM215 237L217 238V236H215ZM248 237H249V236H247V238H248ZM256 237L258 238V236H256ZM3 238H4V240H3ZM38 238H39V237H38ZM41 238H42V237H41ZM41 238H39V239H41ZM44 238H45V237H44ZM58 238H59V236H58ZM68 238H69V237H68ZM70 238L67 239V238L65 237V238H63L64 240H62V241L64 242L66 239H67V240H70ZM92 238H94V237H92ZM92 238H91V239H92ZM96 238L99 240V237H96ZM96 238H94V239H96ZM106 238H107V237H106ZM108 238H109V236H108ZM108 238H107V239H108ZM115 238H116V236H115ZM119 238H120V237H119ZM144 238H145V237H144ZM158 238H159V237H158ZM175 238H177V237H175ZM216 238H215V239H216ZM239 238H240V239H243L242 237H239ZM249 238H250V237H249ZM257 238H256V242L258 241ZM14 239L16 240V238H14ZM30 239H31V241H30ZM46 239H47V238H46ZM46 239H45L46 242H48V241H50V240H51V242H53L52 238H49L50 240L47 239L48 241H47ZM53 239H54V238H53ZM77 239H78V238H77ZM87 239H86V240H87ZM91 239H89V240H90L91 243L93 244L92 241H94V239H92V240H91ZM117 239H118V238H117ZM136 239H138V238L136 237ZM163 239H164V237H163ZM240 239H238V240H240ZM11 240H12V239H11ZM18 240H16V241H18ZM23 240H22V242H23ZM57 240H58V239H57ZM67 240H66V242H67ZM81 240H83V239H81ZM84 240H85V239H84ZM89 240H88V242H90ZM98 240H97V241H98ZM126 240H127V237H126ZM126 240H125V241H126ZM144 240H147V238H145ZM152 240H153V239H152ZM154 240H155V239H154ZM168 240H169V239H168ZM227 240H229V239H227ZM244 240H245V239H244ZM253 240H254V238H253ZM2 241H3V242L5 241V237H2ZM78 241H79V240H78ZM78 241H77V243H79ZM97 241L95 240V242L98 244ZM100 241H101V240H100ZM100 241H99V248L104 247V246H101V247H100L101 243H104L103 241L100 243ZM129 241H130V240H129ZM135 241H136V240H135ZM137 241H139V240H137ZM140 241H142V243H143V240H140ZM140 241L138 242L139 244H140ZM157 241H158V240H157ZM219 241H220V240H219ZM241 241H243V240H241ZM5 242H6V241H5ZM14 242H15V241H14ZM22 242H19V241H18L17 243H19V245H20V243H22ZM25 242H24V243H25ZM40 242L42 243V241H40ZM51 242H50V243H51ZM56 242H57V241L55 240V243H56ZM59 242H60V241H59ZM63 242H61V244H63V246H64V243L66 244V242H64V243H63ZM68 242H69V241H68ZM83 242H85V241H83ZM108 242L110 243V241H108ZM108 242H107V243H108ZM113 242H114V241H113ZM130 242H131V241H130ZM145 242H147V241H144V243H145ZM163 242H165V239L163 240ZM175 242H176V241H175ZM222 242H223V240H222ZM228 242H229V241H228ZM228 242H227V243H228ZM263 242H264V240H263ZM1 243H2V242H1ZM1 243H0V245H1V247H2V245H4V243H3V244H1ZM10 243H12V242H10ZM10 243H9V244H10ZM15 243H16V242H15ZM24 243H22V244H24ZM122 243H125V242H122ZM127 243H128V242H127ZM131 243H134V241H132ZM157 243H158V242H157ZM167 243H169V242H167ZM220 243H221V242H220ZM5 244H6V243H5ZM22 244H21L20 246H22V248L25 247L26 243H25V245H22ZM44 244H46V243H44ZM47 244H48V243H47ZM47 244H46L45 246H47ZM53 244H54V243H53ZM53 244H52V245H53ZM69 244H71V243H68V245H69ZM72 244H73V243H72ZM86 244H87V242H86ZM92 244H91V245H92ZM105 244H106V243H105ZM125 244H126V243H125ZM129 244H130V243H129ZM136 244H137V243H136ZM136 244H135V246H136ZM228 244H229V243H228ZM235 244H236V243H235ZM237 244H238V243H237ZM239 244H241L240 241H239ZM251 244H252V243H251ZM16 245L18 246V244H16ZM37 245H39V246H37ZM66 245H67V244H66ZM80 245H81V244H80ZM80 245H79V246H80ZM91 245H90V246H91ZM94 245H95V243L93 244V246H94ZM112 245H113V244H112ZM118 245H120V247H118L119 249H120V248H124V247H121V243L118 244ZM118 245L114 246L115 249H117L116 247H117ZM122 245H123V244H122ZM180 245H181V244H180ZM255 245H257V244H255ZM12 246H13V244H12ZM12 246H11V244H10V246L8 245L7 248H9V249L11 248V249H10V251H11V250H12ZM17 246H15V247L19 249L20 246H19V247H17ZM54 246H57V247L59 246V247H60L59 243H58V244L56 243V245L54 244ZM72 246H73V245H72ZM82 246H83V245H82ZM82 246H81V249H79V250H81V251H82ZM87 246H88V245H87ZM106 246H107V245H106ZM106 246H105V247H106ZM108 246H109V248H110V244H108ZM124 246H125V245H124ZM126 246H127V245H126ZM131 246H132V245H131ZM131 246H129V247H131ZM133 246H134V244H133ZM135 246H134V247H135ZM143 246L147 247V246L144 245V244H143ZM167 246H168V245H167ZM218 246H219V245H218ZM223 246H224V245H223ZM239 246H240V245H239ZM250 246H251V245H250ZM258 246H259V245H258ZM258 246H257V248H258ZM263 246H264V244H263ZM5 247H6V246H5ZM15 247H14V249H15ZM49 247L52 248V246H51L50 244H49ZM49 247H48V248H49ZM61 247H62V245H61ZM67 247H68V246H67ZM69 247H70V246H69ZM73 247H75V245H74ZM84 247H85V245H84ZM84 247H83V248H84ZM95 247H96V246H95ZM105 247H104L103 249H105ZM111 247H113V246H111ZM114 247L112 248V250H114ZM145 247H144L143 249H145ZM162 247H163V246H162ZM190 247H191V246H190ZM224 247H225V246H224ZM237 247H238V246H236V249H238ZM251 247H252V246H251ZM20 248H21V247H20ZM22 248H21V250H22ZM41 248H42V247H41ZM63 248H64V247H63ZM63 248H61V250H62ZM75 248H76V247H75ZM85 248H86V247H85ZM88 248L90 249V247H87V251H89ZM93 248H94V247H92V249H93ZM135 248H136V247H135ZM195 248H196V247H195ZM212 248H213V247H212ZM212 248H211V249H212ZM218 248H219V247H218ZM9 249H8V250H9ZM24 249H25V248H24ZM24 249H23V250H24ZM28 249H29L28 252L30 253V248H28ZM31 249H33V248H31ZM43 249H44V247H43ZM43 249H42L41 251H43ZM46 249H47V248H46ZM53 249H54V248H53ZM64 249H65V248H64ZM64 249H63V250H64ZM72 249H73V248H72ZM96 249H97V248H96ZM106 249H108V248L106 247ZM125 249H126V248H124L123 250H125ZM128 249H129V248H128ZM130 249H131V248H130ZM141 249H142V248H140V251H141ZM143 249H142V250H143ZM156 249H157V248H156ZM162 249H164V248H162ZM165 249H166V248H165ZM253 249H254V248H253ZM1 250H2V249H1ZM5 250H6V249L4 248V251H3L4 253L1 254V255H3V257H4V256L7 257V254L10 253V252H8V250H7V252H6ZM19 250H20V249H19ZM21 250H20V251H21ZM39 250L37 249L36 252H38ZM48 250H50V249H48ZM61 250H60V249H59V250L57 249V250H54V251L51 250V251H53V252H55V251H58V252H59V251H60V252H61ZM65 250H66V249H65ZM69 250H70V249H69ZM79 250H77V251H79ZM109 250H111V249H109ZM112 250L110 251V252H111V255H112V257L110 256L111 258H113V255H115V253L112 254ZM123 250H122V251H123ZM137 250H139V249H138V246H137L136 251H134V253H136ZM12 251H13V250H12ZM16 251H17V249H16ZM16 251L14 250V253L12 252L11 254H12V255H13V254L15 255V254H16V253H15ZM20 251H17V254H18ZM71 251H72V252H73V251H76V249H75V250H71ZM71 251H67V252L70 253ZM81 251H80V252H81ZM83 251H85V250H83ZM94 251H95V250H94ZM99 251H100V249H99ZM107 251H108V250H107ZM115 251H116V250H114V252H115ZM120 251H121V249H120ZM130 251H131V250H130ZM130 251H127L128 254H129ZM143 251H145V250H143ZM143 251H142V252H143ZM183 251H184V250H183ZM211 251H212V250H211ZM253 251H254V250H253ZM1 252H2V251H1ZM1 252H0V253H1ZM21 252H22L23 254H22ZM21 252H20L21 254L19 253L18 255H23V258L27 257V255H29V256L33 255V257H34V250H33V252H31L32 254L30 253V254H27L26 256H25L26 252H25V253H24V251H21ZM36 252H35V253H36ZM43 252H45V251H43ZM46 252H47V251H46ZM85 252H86V251H85ZM103 252H104V253H106V252H105V250L101 251V253H102L103 256H104V253H103ZM127 252L125 251L126 254H127ZM159 252H161V251H159ZM175 252H176V251H175ZM185 252H186V251H185ZM232 252H233V251H232ZM254 252H256V251H254ZM5 253H6V255H5ZM40 253H41V252H40ZM47 253H48V252H47ZM47 253H44V254L42 253V254L45 255V254H47ZM62 253H63V252H62ZM62 253H61V255H62ZM69 253H68V254H69ZM73 253H74V252H73ZM92 253H94V252H92ZM92 253H90V254H92ZM107 253H108V252H107ZM117 253H118V252H117ZM117 253H116V254H117ZM125 253H124V254H125ZM137 253H139V252H137ZM162 253H163V252H162ZM228 253H229V251H228ZM228 253H227V254H228ZM240 253H241V252H240ZM240 253H239V254H240ZM11 254H8V255L10 256ZM42 254H40V255H42ZM54 254H55V253H54ZM58 254H60V253H58ZM65 254H66V252H65ZM68 254H67V257L70 256V255H68ZM70 254H71V253H70ZM75 254H76V252H75ZM81 254H82V253H81ZM83 254H84V253H83ZM83 254H82V255H83ZM90 254H88V256H89ZM128 254H127V255H128ZM132 254H133V253H132ZM154 254H156L155 251H154ZM154 254H153V256L151 255L150 257H155ZM171 254H172V253H171ZM176 254H177V253H176ZM245 254H246V253H245ZM253 254H255V253H253ZM14 255H13L12 259H10V262H11V260H13V258H14V260L16 261V259H15V258H16V257H15L16 255H15V256H14ZM38 255H39V254H38ZM38 255H37V256H38ZM50 255H51V252H50ZM50 255H49V253H48V256H50ZM86 255H87V254H86ZM106 255H107V254H106ZM109 255H110V253H109ZM117 255H118V254H117ZM129 255H130V254H129ZM129 255H128V256H129ZM135 255H136V254H133V258H134ZM146 255H147V254H146ZM179 255H180V254H179ZM237 255H238V254H237ZM237 255H236V257L239 259V257H238L239 255H238V256H237ZM9 256H8L7 258H11V256H10V257H9ZM57 256H58V255H57ZM62 256H63V255H62ZM83 256H84V255H83ZM98 256H99V255H98ZM128 256H127V257H128ZM138 256H140V255L137 254L135 257L138 258ZM143 256H145V255H143ZM160 256H161V255H160ZM160 256H159V257H160ZM170 256H171V255H170ZM221 256H223V257L221 258V260H222L221 262L223 263V262L225 261V254H221ZM228 256H229V255H227V257H228ZM6 257H5V258H6ZM18 257H19V256H18ZM38 257H41V256H38ZM38 257H37V258H38ZM45 257L47 258V255H45ZM50 257H51V256H50ZM52 257H53V255H52ZM52 257H51V261L53 260ZM71 257H72V255L70 256V259H71ZM90 257H91V255H90ZM94 257H95V256H94ZM105 257H106V256H105ZM110 257H108V259H109ZM114 257H115V256H114ZM116 257H117V256H116ZM118 257H119V255H118ZM124 257H125V256H123V258H124ZM127 257H126V258H127ZM147 257H148L149 259H152V258H150L149 256H147ZM156 257H158L157 254H156ZM156 257H155V258H156ZM161 257H162V256H161ZM177 257H180V256L177 255ZM250 257H251V256H250ZM252 257H253V256H252ZM256 257H257V256H255L254 261H255ZM72 258H73V257H72ZM74 258H76L75 255H74ZM74 258H73V259H74ZM101 258H102V257H101ZM120 258H121V257H120ZM123 258H122V261H121V262H123L122 264L127 263V262L124 263L125 259H123ZM129 258L131 259V256H129ZM129 258H128V260H129ZM142 258H143V257H142ZM145 258H146V256H145ZM192 258H193V256H192ZM192 258H191V259H192ZM257 258H258V257H257ZM26 259H27L28 264H33V263H31V262H34V260H32V261L29 263V260H31L32 257H31V259H30V257H27ZM26 259H25V260H26ZM28 259H29V260H28ZM34 259H36V258L34 257ZM39 259H40V258H39ZM47 259H48V258H47ZM47 259H45V260H47ZM62 259L65 260V257H64V258L62 257ZM66 259H68V258H66ZM73 259H72V260H73ZM89 259H90V258H89ZM91 259H93V258H91ZM94 259H95V258H94ZM115 259H116V258H115ZM115 259H113V261H112V259H110L112 262L109 261V263L111 262V264H113V262H114ZM139 259H140V258H139ZM158 259H159V258H158ZM169 259H172V257L168 258V260H169ZM228 259H229V258H228ZM228 259H227V260H228ZM8 260H9V259H8ZM18 260H19V258L17 259V261H18ZM25 260H24V262H25ZM36 260H37V259H36ZM41 260H42L43 262L45 261L44 259H41ZM48 260H50V259H48ZM48 260H47V261H48ZM54 260H56V259H54ZM54 260H53V262H54V264H56V263H55L56 261H54ZM68 260H69V259H68ZM104 260H105V259H104ZM104 260H103V259H100V261H102V262H105V261H106V260H105V261H104ZM135 260H136V259H135ZM256 260L259 261V262L257 263V261H255L254 264H256V263H257V264H260V260H259V259H256ZM15 261H12L11 263H12V264H13V263L16 264ZM39 261H40V260H39ZM42 261H41V264H43ZM51 261H50V262H51ZM65 261H67V260H65ZM89 261H91V260H89ZM95 261H96V260L93 261L94 264L96 263ZM142 261H143V260H142ZM142 261L140 260L139 263L142 262ZM145 261L147 262L148 260L146 259ZM163 261H164V260L160 261V264H161V262H163ZM166 261H167V259H166ZM170 261H171V260H170ZM36 262H37V261H36ZM60 262H63V261H60ZM71 262L74 263L75 261H71ZM102 262H101V263H102ZM116 262H120V260L118 261V258H117V261H116ZM130 262H131V261H130ZM134 262H135V261H134ZM137 262H138V261H137ZM143 262H144V261H143ZM150 262H151V261H150ZM247 262H248V261H247ZM45 263H46V262H45ZM68 263H69V262H68ZM73 263H72V264H73ZM90 263H92V261H91ZM93 263H92V264H93ZM98 263H99V262H98ZM109 263H108V264H109ZM132 263H133V260H132ZM144 263H145V262H144ZM152 263H153V261H152L151 263H148V264H152ZM178 263H179V262H178ZM181 263L183 264V262H181ZM181 263H180V264H181ZM222 263H219V264H222ZM235 263L237 264L236 261H235ZM262 263H263V261H262ZM24 264H27V263L25 262ZM38 264H39V262H38ZM46 264H48V263H46ZM49 264H50V263H49ZM52 264H53V263H52ZM63 264H67V263H63ZM106 264H107V262H106ZM114 264H115V262H114ZM116 264H118V263H116ZM128 264H129V263H128ZM135 264H136V263H135ZM137 264H138V263H137ZM140 264H141V263H140ZM145 264H146V263H145ZM167 264H168V263H167ZM199 264H200V263H199Z\"/></svg>","mask_w":264,"mask_h":264}]
</instances>
